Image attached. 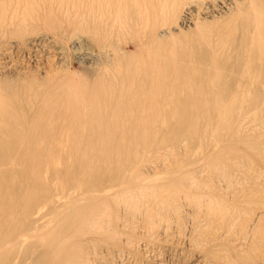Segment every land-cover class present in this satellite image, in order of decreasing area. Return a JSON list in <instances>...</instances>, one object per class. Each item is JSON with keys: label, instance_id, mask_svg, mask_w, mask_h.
Here are the masks:
<instances>
[{"label": "rangeland", "instance_id": "1", "mask_svg": "<svg viewBox=\"0 0 264 264\" xmlns=\"http://www.w3.org/2000/svg\"><path fill=\"white\" fill-rule=\"evenodd\" d=\"M200 2L201 0H197V2ZM203 1V0H202ZM202 1L199 3L198 2V4H195V2H196V0H195V2H194V5L195 6H192V7H190L191 9V11H193L192 12V15H193V17L194 18H196V17H198L197 18V20H199L200 19V21L202 22L203 20H205L204 19V17L205 16H207V17H205L206 18V20H207V18H208V21L209 22H212L211 21V18L212 19H215V17H217V16H219V14L221 15L220 17H218V18H216L217 19V22H214V21H216V19L213 21L214 23H209L210 25H209V27H214L215 25H219L220 27H222L221 25H224V27H222V28H225V30H230V31H232L233 32V35H232V38L235 40V41H233V39H232V41L225 47V45L223 46V50L221 49V51H223V54H222V52H218L217 50H218V48H221L220 47V45L218 46V48H217V46H215V42H214V40H215V38H214V36L212 35V34H210V36L209 35H206V34H203L204 35V37H202L203 35H201L200 33H199V35L197 34V35H195L196 33V31H197V29L194 27V29H192L193 28V22L192 23H187V25H184V26H181L179 29H175V30H173L174 32H175V34H173V33H171L172 32V30H170L168 33H165V37H164V39L162 40V43H160L161 45L159 46V47H152V46H150V47H152V48H154V49H157L156 51H157V53H158V51H159V54L162 56V54H164L163 55V57H160V55H157L156 54V52L155 53H153V51H154V49H151L148 45H145V41H146V39H147V37H145L146 35H143L145 32H143L144 30H143V28H142V26H137V25H135V27H134V25H132L131 24V21H130V24H128L127 23V21L128 20H130V18L128 19V18H124V16L125 17H128L127 15H124L122 18H124V20H126L125 22H123V19L121 18V23L124 25V23L128 26H126V25H121L122 27H119V28H117V29H119L118 30V33L120 34L121 32H123V31H126V30H124L123 28H125V26L127 27V28H125V29H127V32H128V34L127 33H122V36H124V35H126L125 37H123L122 38V36H120V35H118V40L116 41V38H115V40H114V42H116V43H114L113 42V44H115V46L114 47H116L117 49V58H118V60L120 61L121 59H122V62L120 63L119 61H116L115 60V62H114V60H113V63L111 62H109L108 61V55H110V57L111 58H113V56H111L112 55V53L113 52H115V51H111V52H108V51H110V49L112 48L111 46H108V47H110L109 48V50H107L106 51V49H108V47L107 46H103L102 48H103V50H102V48L101 47H99V49L97 48L96 49V47H98V43L96 42V37H94V38H92L91 39V44H90V38L89 37H92L90 34L91 33H86V32H84V33H81L82 35L84 34V35H86V36H84V38H83V36L81 35V34H79V35H77L78 37H76V39L75 40H73L74 38H75V36H73L72 38V41L70 42V41H68V39L69 40H71L70 39V36H68V35H66V33L68 34V32H66L65 31V29L64 28H67L66 30H71L70 29V27H67L66 26V24L64 23V25L66 26V27H62L60 30H63L64 32H65V34L63 33V31H60L59 30V28H58V30L60 31V33L62 32V34H58L57 32H59V31H55L54 32V27H55V29L58 27V26H56L55 25V22H57L56 24H58V16H54L55 18L57 17V19L58 20H56V21H54L53 19H51V20H49V21H47L48 23H51V22H53L54 24L52 25V24H50V26H51V28L53 29V31H52V29H51V33L53 34V32L54 33H56V35L54 34V35H52L51 33H50V30H48V28H45V30H42V31H40L41 33L44 31V32H46V34H47V32H48V35L49 36H53V37H56L57 39H58V41H60V42H62V46H61V44H59L60 45V47L61 48H63L64 50H65V48H66V52L68 53H66L63 49V51L65 52H61V53H63V54H61V56L60 55H57V58L56 59H58V60H56V59H54L55 60V63H54V65L56 64V62H57V66L60 68L59 70L60 71H62V72H60L59 74H61V73H63V71L65 72V73H63V75H61V76H65L64 74H66V73H69V70H70V73L69 74H66L67 76H66V78H68L69 77V79L71 78V81H72V83H76V81H74V80H78L79 79V81L81 82V84H83V82H84V84H86V83H92V81H94V80H96L97 79V82H99V84L98 83H96L97 85H96V87H95V89L98 91L101 87V89L103 90L104 89V86H106L107 85V89H105L104 90V92H103V94H101V95H98L97 97H94V98H96V103L94 102V101H90V104H88V105H86V103L84 102V101H77V103H79V107H78V109H77V111H76V109L74 110V112L76 111V115L75 114H73V115H75L74 116V118L72 119V117H73V115L71 116V120H75V122H73V121H71V120H68V118L69 117H66V116H63V115H60V117L59 116H57V118H55L54 119V123H55V127L57 126V128H55L56 130L55 131H53V133L50 135L51 137H50V139L49 140H52V141H59L60 139V141H61V143H62V145H61V147L62 148H60L59 147V150H63V147H64V149H65V147L66 148H68V149H70L72 146H74V148L72 147L70 150H68V151H66L67 152V154L65 153V151L64 152H60L59 150L57 151V152H55L54 151V153H52V154H50V155H48L47 156V152L45 151V149H42V148H45V146L44 145H36L35 146V148L34 149H32V156H33V158H32V156H30L29 154H27L25 151H21L20 153H17L16 155H15V152L14 151H12L11 152V154H13L16 158V160H18V161H16V162H14V163H11L10 165H11V167L9 166V164H8V166H4L5 167V169L7 168V167H9L8 169V172H7V170H3V172H2V174L4 173V175H5V179H4V176H3V179H2V181H3V184H2V181H1V183H0V187H2V189H4V188H7V189H5V191H7V192H10L12 189L11 188H9V187H11L12 186V188L14 187V178L13 177H15L14 175H16V177H15V180H16V178L18 179V178H20V176H21V174L22 173H25V172H27V171H29V172H37V171H42V170H44L45 169V166H46V169L48 168V170L50 171V174L48 175V178L46 177L45 178V181H47V179H48V181H49V184L48 185H51V181H54V183H63L62 185H64V190H66V189H68V185H70L71 184V182H70V177L71 178H73L74 176H75V178H79L80 176H83L82 174H84L85 176H84V178H88V179H91V180H95L96 179V177H91V175H90V173H91V171H92V168H94V167H99V168H101V171L104 173V174H106L107 172L106 171H108L109 172V174H111V170H113V172L114 173H116L115 172V169H114V167L112 166V165H106L105 166V164H103L102 163V161H100L99 159H98V155L101 153V147L102 146H104L105 144H106V140H105V138L102 136V134L101 133H99V132H95L94 134H92V138H93V136H94V139H95V137H98V135L100 136V137H103V141L98 137V139L96 138L95 139V141H91L92 143V145H93V147H89V148H91L92 149V151H90L89 149V151L90 152H92L91 154H89V152H88V150L86 149V150H84L82 147H80V146H82L81 145V143H79V142H77V143H74V145H71V147L69 146H66V144L65 143H67L68 141L67 140H69V136H71V135H73L72 133H74V131L75 132H77V131H79L80 129H81V127L82 126H84L85 124H87L86 123V121H89L88 120V117H90L89 116V114L88 113H90V111L91 110H93V109H96V108H98V107H100V106H98V105H100V104H102L103 102H104V104H102L101 105V107H100V109L101 110H103L104 108H105V110H107L108 109V111H110L111 109H115L114 107L116 106V104L119 102V101H121V99L122 98H120V96H122L123 97V95L124 94H128V92H132L131 94V96H133V97H137L138 95H133V92H135V87H134V85H136V84H134L133 85V89H132V86H131V89H130V86H128L127 85V83H124V82H122V84L121 85H118V84H120V79L117 77L118 75H117V72L119 73V71H120V73L123 71V72H125V74L127 73V71H128V73H129V70L127 69V68H129V67H127V66H124V65H126V63H127V61L128 60H130V59H133V58H131L130 56H132L133 55V57L136 55L137 57H139V58H137V61L140 59V61L142 62V64H141V62L140 61H138V63L136 62V60H135V58H134V61L136 62V64H134L135 62L134 61H132L133 63H132V67H134L133 65H136V69L137 68H139L140 69V71H141V73H139V77H140V74H142L143 72V69L145 68V72H147V76H148V80H147V82H146V88L145 87H143V85H141V87H143L144 88V93H143V95L141 94L140 96H138L137 97V99H139V97H147L146 95H148L147 93H149V91L152 89V87H156V84L157 83H161V82H163L162 80H164V86H162V88L164 87V88H166L165 90L163 89L161 92L163 93L164 92V94L161 96L160 95V100H162V101H166V103L168 102V101H176V100H178L179 99V101H185V103L184 102H181L182 104H186L187 106H189L190 107V103L188 102V101H190L191 102V105L192 104H196V106L194 107V108H192L193 106H191V108H189V110H188V112H187V119H186V121H188V118H189V120H193L194 121V123H196V124H192V121H191V123H190V121H188V123L187 122H185V124H187L188 125V129L190 130V129H193V133L195 134L194 136H192V137H190V135H193V133L191 132H189V130H187V131H185V130H183L182 132L184 133V131L186 132V135H188V138H185V137H187L186 135H181V134H179L180 136H179V139L177 138V140H176V142H171V141H167L166 140V142L165 141H161V142H158V140H155L156 139V137H155V135L158 133H160V132H162V131H155V133H154V137L152 136L153 134L151 133V136H150V134L147 136V140H145L144 142H143V144L141 143V142H139V141H137L136 142V140H135V138H134V140L135 141H133L134 143L131 145V147H130V150H128L127 152H129V151H131V153L130 154H132L131 156H130V154H128V155H125V153H124V151H123V149H122V151H123V153H121L120 152V154L119 155H116L115 156V154H117V152L116 153H114V155H113V157L116 159V158H120V157H123L124 156V160H125V158H129V159H131V160H128V162L126 161V165L125 164H123V166H124V168L126 167V170L128 171V174H132V176H133V174H134V177H132L131 175H128V174H126V172H123L124 174H121L120 176L118 175L117 176V173H116V176L118 177V178H120V180H115L114 179V177L116 178V176H115V174L113 173L112 174V176L110 175V176H105V179H106V177H107V179L109 178V177H113L112 178V180H111V178L110 179H108L107 181H105L104 183L105 184H107L106 186H103V187H105L104 188V190L105 191H112V192H119V193H121V194H123V196L124 195H126L127 193H126V188H127V190L129 191V192H131V194H129V197H127V196H125L124 198H130V196H132L130 199H129V201L127 202V201H121L122 203H119V200H111V199H113V198H111V199H109V202H108V200H106L105 202H104V204H106V202H107V204L104 206V209H103V212H97L98 214H95L96 216L98 215V216H101L102 215V217L100 218L99 217V219H97V217H95V216H93V222H95V223H98L100 226H101V228L102 229H97V227H100L99 225H97V224H94L93 223V231H90L89 233H88V230H86V231H84L83 232V236H84V238L86 239V241H84V239H83V236H82V239H79V238H81V237H79V236H77L76 238H75V240H77V242L79 243V245H77L76 247H73L74 249H76V251H77V249H79V247L81 248L82 247V249H83V252H82V254L84 255L83 256V258L85 257V255L86 256H88V258L86 259V260H89V262H88V264L89 263H91V264H212L214 261H215V264H221V262H220V258L219 257H221V256H225V262L226 261H230V258H231V256H233V251H230V250H235V249H237V251L240 249V247H241V249H245V250H247V253H246V251H244L245 252V254H244V252H243V250L241 251V249L239 250V252H243V254L245 255V257H246V259L244 260V264H251V262H252V264L254 263V264H264V237H263V239L261 238L262 237V235L264 234L263 232H264V229L263 230H261V228H264V226L262 227L261 226V222L262 221H264L263 220V216H264V211L262 212V210L264 209V206L263 205H259V207H258V205H257V207L259 208L258 210H257V213H259L260 211V214H263V216H261V221H259V224H260V228H259V230H260V233H263V234H261V236H259L260 238H261V241H262V245L261 244H258L260 247V249L261 250H256V251H258V252H256V251H254V254H253V251H251V248L250 247H252V246H250L249 247V244H251V245H253L254 243H252L251 241L254 239V242H257V239H260L259 237L256 239V238H254V237H257V235H258V233H257V231H258V227H259V224L257 223H254L253 221H250L249 223L247 222V220L245 221V227L243 228V225H241L242 223H241V221H240V219L242 218H240V216H241V214H239V213H242L243 215H244V213H245V211H241V212H238L239 210L238 209H240V210H244L242 207L245 205V208H248V209H245V210H249V208H250V210L252 209V213L253 212H255L256 210H254L253 208H255V209H257V207H255V205L254 204H252V205H254V207L252 206V208H251V204H249V203H247L246 204V202H245V204L240 200V197L241 196H243V197H241V198H243V200L245 199L244 198V196L246 197V195H247V193H252V192H250V190H252L251 189V187H249V186H256V188H255V186H254V188L255 189H257V187H259L257 190H254V188H253V190L255 191V192H253V193H256V192H258V193H256V195L257 194H259V192H260V195H259V198H260V196H261V198H264V196L262 197V194L264 195V188H261L260 186H262V187H264V47H262L261 45H263L261 42H259V41H257L258 43H260V45H256V44H258V43H256L255 44V40H259V38H257V36H259L260 34H261V32L264 30V24H263V29H261L260 27H259V25L261 24L262 25V21L261 22H258V21H260L261 19V17L262 18H264V14H263V12H264V7H262V8H260L261 6L259 5V7L258 8H260V9H263V12H262V16H261V12H260V16L261 17H259V15H258V12H259V9H258V12H257V9H255V10H252L253 8H255V7H257L258 6V4L259 3H262L261 5H263L264 6V0H258V2L257 3H252L251 4V6L253 7V5H254V7L253 8H251V7H249L250 5H249V3H248V0L245 2V4L243 5V8L244 9H242L241 11H243L242 12V16L240 15H234V18L232 17L233 15H231V13L230 12H232L231 10H229L230 12H227V10L226 9H223V11H225L226 10V13L228 14H230L229 16H228V18L227 19H224L225 17H227V16H225V15H227V14H223V13H225V12H223V11H220V10H218V11H216V12H214V13H212V15L213 16H211V14L210 15H205L204 16V11H205V7H204V4L205 5H207L208 3L209 4H212V5H214L213 3H215L216 1L214 0H205V1H203V4H201L202 3ZM213 1V2H212ZM260 1V2H259ZM196 2V3H197ZM254 2H256L255 0H254ZM201 4V5H200ZM257 4V5H256ZM256 5V6H255ZM215 6H216V3H215ZM248 6V7H247ZM247 8H251L250 10H252L250 13H247V12H249L250 10H248ZM245 9H247L246 10V14L244 15V12H245ZM53 10V9H52ZM202 12V10H204L202 13L200 12V11ZM219 11H220V13H219ZM255 11H256V13H255ZM53 12V11H52ZM222 12V13H221ZM254 12V13H253ZM54 13H55V10H54ZM217 13V14H216ZM241 13V12H240ZM38 14H40V12L38 13ZM254 14H255V16L257 17V18H259L260 20H258L256 17L254 18V20L252 19L253 17H254ZM195 15H197L196 17H195ZM215 15V16H214ZM224 15V16H223ZM251 16H253L252 18H251ZM214 17V18H213ZM224 19H222V18ZM230 17L232 18V19H230ZM250 17V18H249ZM202 19V20H201ZM245 19V20H244ZM251 19H252V21H251ZM257 19V20H256ZM60 20H61V18H60ZM219 20L220 21H224L222 24H220L221 22H219ZM228 20V21H227ZM233 20H235V21H233ZM250 20V21H249ZM34 22H35V20H33ZM32 21V22H33ZM199 21V22H200ZM62 22V23H61ZM61 22L59 21V25L61 24V26L63 25V20H61ZM219 22V23H218ZM250 22H252V23H250ZM216 23V24H215ZM256 23H257V26L259 27H257L256 26ZM258 23H259V25H258ZM189 24V25H188ZM206 25H207V21H206V23H205ZM204 24V25H205ZM252 24V25H251ZM255 24V25H254ZM34 25H37L36 24V22H35V24ZM205 25V27H207ZM257 28H255L256 30H258V33H257V31H256V33L254 32L255 31V29H254V26ZM40 26H41V23H40ZM129 26H131V27H129ZM137 26V27H136ZM243 26V27H242ZM8 27V26H7ZM10 28H8L9 30L11 29V26H9ZM31 27H32V25H31ZM44 27V26H43ZM46 27H49V24H48V26L46 25ZM141 28L140 30H138V28ZM235 27V28H234ZM249 27V28H248ZM253 27V29H251ZM135 28H137V29H135ZM182 28V29H181ZM7 29V28H6ZM7 29V30H8ZM31 29V28H30ZM50 29V28H49ZM122 29V30H121ZM129 29V30H128ZM236 29V30H235ZM249 29V30H248ZM260 29L262 30V31H260ZM48 30V31H47ZM130 30L131 31H133V34H129L130 33ZM178 30V31H177ZM192 30V31H191ZM248 30V31H250L249 33L250 34H253V37H252V39L253 40H249V38H251V35H250V37H249V35L247 34L248 33V31H247V37H249V38H247L246 37V34L244 33V32H246V31ZM137 31H139L140 33H141V31L143 32V34L142 35H140V33L139 32H137ZM157 33H159V31H156ZM178 32V33H177ZM181 32V33H180ZM199 32V31H198ZM197 32V33H198ZM6 33V35L8 34L7 32H5ZM5 33L4 34H0V39H2L3 38V35H5ZM35 33V32H34ZM161 33V32H160ZM184 33V34H183ZM193 33V34H192ZM258 34L257 36H256V39H255V37H254V35L255 34ZM33 34V33H32ZM174 35V36H171L170 38H169V36L168 35ZM192 34V35H191ZM208 34V33H207ZM243 34V35H242ZM5 35V36H6ZM59 35V36H58ZM65 35L66 36V38H64L63 36ZM87 35H90L89 37H87ZM92 35H94V34H92ZM130 35V36H129ZM166 35H167V38H166ZM176 35V36H175ZM201 35V36H200ZM206 35V36H205ZM245 35V36H244ZM7 36H8V38H7ZM6 36V38L4 37L3 38V40H2V42L0 41V43H1V47H0V49L2 50V51H0V59L1 58H3V57H6L7 55V53H8V51H7V53H5L4 52V50L3 49H5L6 50V48H9L10 46L12 47V48H9V49H11V50H13L12 51V53L14 52V51H17L18 49L16 48V47H18L17 45H19L20 43H22V40L21 39H23L24 37H22V36H24V35H21V36H15V35H13L14 37H12L10 34H8ZM11 36V37H10ZM62 36V37H61ZM69 38H68V37ZM95 36V35H94ZM119 36L122 38H119ZM136 38H134V37ZM143 36V37H145V38H142V41H140V42H142V43H140L139 42V40L141 39V37ZM208 36V37H207ZM243 36H244V39H243ZM10 37V38H9ZM17 37V39L18 38H20L19 40V42H18V40L17 39H14V38H16ZM86 37V38H85ZM131 37V38H130ZM140 37V38H139ZM205 37H207V38H209L210 39V37H211V40H213V42L214 43H212V41L210 40V42L213 44V46H215V48L212 46V44L208 41V39L207 38H205ZM242 37V38H241ZM62 38H64V39H66L67 41H65L64 42V39H62ZM79 38H80V41L78 42V40H79ZM247 38V39H246ZM82 39V40H81ZM84 39V40H83ZM94 39V40H93ZM121 39V40H120ZM133 39V40H132ZM160 39V38H159ZM180 39V40H179ZM210 43H207L206 44V40ZM244 41V43L243 42H241L242 40ZM63 40V41H62ZM95 41L96 43H97V46H96V44L94 45V47H95V49H93V48H91L92 47V45H93V41ZM171 42H170V41ZM204 40V41H203ZM240 40V41H239ZM77 41V42H76ZM167 41V42H166ZM15 42V43H14ZM59 42V43H60ZM88 42V43H87ZM94 42V43H95ZM139 42V43H138ZM169 42V43H168ZM64 43H65V45H64ZM80 43V44H79ZM138 43V44H137ZM144 43V44H143ZM225 43V42H224ZM242 43H243V46H242ZM250 43H254L253 45H256V47L254 46L253 47V45L252 44H250ZM211 46V48H210V46ZM8 45H9V47H8ZM21 45V44H20ZM19 45V46H20ZM67 45V46H66ZM138 45V46H137ZM174 45V46H173ZM181 45V46H180ZM75 48H74V47ZM146 48H145V47ZM246 46V47H245ZM251 47V48H249V47ZM264 46V45H263ZM68 47V48H67ZM104 47H107V48H104ZM112 48L113 50H115V48ZM138 47H140V48H138ZM207 47H209L208 49H209V51H211L212 50V48L213 49H215V51H214V53H216V51L219 53H216V56H212V54H213V52L211 53L210 52V54H209V51H208V49H207ZM100 48H101V50H100ZM153 50L152 51V53H153V56H151L152 55V53H151V50ZM165 48V49H164ZM191 48H195L196 50H197V52L195 51V53L194 54H192V59L193 60H195V57L197 58V59H199L201 62V64L199 63L198 65L197 64H195L196 65V70H195V68H192V70L190 69L191 67H193L192 65L194 64V63H192L191 62V64L192 65H188V67H187V64H188V61H186V64L185 63H183V62H185L184 60H183V62L181 61L182 59L181 58H185L186 59V56H185V53L187 52V51H189ZM229 48V49H228ZM243 50H242V49ZM74 49V50H73ZM82 49V50H81ZM92 49V50H91ZM105 49V50H104ZM111 49V50H112ZM139 49H141V50H139ZM158 49H160V50H158ZM163 49V50H162ZM211 49V50H210ZM231 49V50H230ZM247 49H248V51H247ZM91 50V51H90ZM96 50H98V52H96ZM100 50V51H99ZM165 51L164 53H162V51ZM220 50V49H219ZM228 50V51H227ZM246 50V51H245ZM10 51V50H9ZM94 51V53L93 54H91L92 52ZM103 51H104V53L105 54H108V53H111V54H108L107 56L106 55H104V53H103ZM161 51V52H160ZM4 52V53H3ZM11 52V51H10ZM100 52V53H99ZM106 52H108V53H106ZM150 52V53H149ZM174 52V53H173ZM181 52V53H180ZM1 53H3V56H2V54ZM84 53V54H83ZM101 53H102V55H104V56H101ZM220 53L222 54V55H220ZM226 53H228V54H226ZM16 53H13L11 56L13 57H10L9 59H7V58H4V59H1L0 60V82H4V80L6 81V79L7 80H15V78L17 77L18 78V76L20 75V74H22L23 72L24 73H28V71H29V74H22V75H30V72H31V74L34 72V74L35 75H39V73H41V71H44V67H45V65H42V64H45V63H43V61L42 60H40V61H35V60H33V61H30V59L28 58V56L24 53V55H19V54H16ZM98 54H99V56H98ZM167 54V55H166ZM19 55V56H18ZM67 57H66V56ZM73 55V56H72ZM157 57H159L160 59H161V61H159L160 59L159 58H157L158 59V61L160 62V63H158V61H157V59L154 61V59L156 58V56ZM229 55H230V57H229ZM2 56V57H1ZM17 58H16V57ZM47 56V55H46ZM70 56V58H68ZM151 56V57H150ZM155 56V57H154ZM166 56V57H165ZM181 56H183V57H181ZM208 56V57H207ZM225 56H227V57H229L230 58V62H229V65L227 66V68H225ZM59 57V58H58ZM61 57H62V59H61ZM109 57V58H110ZM115 57H116V55H115ZM114 57V58H115ZM119 57H120V59H119ZM126 57V58H125ZM130 57V58H129ZM168 57V58H167ZM13 60H12V59ZM24 58H26V59H24ZM73 58V59H72ZM125 58V60L126 59H128V60H123ZM152 58H153V60H152ZM164 58V59H163ZM175 58H177V59H175ZM7 59V60H6ZM61 59V60H60ZM104 59V60H103ZM116 59V58H115ZM142 59V60H141ZM147 59V60H146ZM187 59H188V57H187ZM3 60L5 61V63L3 62ZM17 60V61H16ZM150 62H149V61ZM152 60V61H151ZM164 60V64L162 63V61ZM189 60V59H188ZM10 61V62H9ZM14 61H15V63H14ZM124 61H125V64H122V63H124ZM131 61H129L130 63H131ZM145 61V62H144ZM147 61V62H146ZM165 61H167L166 62V64H165ZM172 61V62H171ZM224 61V62H223ZM37 62H38V64H37ZM68 62V63H67ZM102 64H104V62H105V64H106V62H107V65H106V68H105V65L103 66V68H105L104 69V72H105V70L107 71V70H109V71H111V69L112 70H114V71H112V73L114 72H116L114 75H113V77H112V75L111 74H109L108 72L109 71H107V73H108V77L106 76V72L104 73V74H102V76L104 77V79H103V77L101 78L100 77V75H101V72H102V70H100L98 73L97 72H95V68L97 67V65H98V67H101L100 65H101V63ZM109 62V63H108ZM129 62H128V64H129ZM170 63V65H169V63ZM174 62H176L177 64H178V67H179V69H177V68H175V66L177 67V65H174L175 63ZM1 63H3V64H1ZM7 63V64H6ZM10 63L12 64V65H10ZM41 63V64H40ZM69 63H71V64H69ZM93 63V64H92ZM100 65H99V64ZM118 63V64H117ZM151 63V64H150ZM158 63V64H157ZM163 64V65H165V67H166V71H165V67L163 66V65H161V66H163L162 68L160 67V64ZM171 63H173L172 65H174V66H171ZM189 63H190V61H189ZM206 64V65H203V64ZM217 63V64H216ZM239 63V64H238ZM247 63V64H246ZM16 64V65H15ZM59 64V65H58ZM88 64H89V67H88ZM111 64V65H110ZM140 64V65H139ZM144 64V65H143ZM146 64V65H145ZM153 64H154V66H153ZM182 65V68H180L181 67V65ZM248 64H250L249 66H248ZM3 65V66H2ZM8 65V66H7ZM14 65V66H13ZM31 65V66H30ZM71 65V66H70ZM86 65V66H85ZM92 65V66H91ZM112 65H114V66H112ZM131 65V64H130ZM130 65H128V66H130ZM137 65H139V67H137ZM144 66V68L142 67V66ZM148 65V66H147ZM159 65V66H158ZM169 66V67H167V66ZM9 66H11L10 68L11 69H8L9 68ZM17 66V67H16ZM113 68H112V67ZM143 68H141V67ZM240 66V67H239ZM243 68H245V69H243ZM2 67V68H1ZM5 67H7V68H5ZM43 67V68H42ZM64 67V68H63ZM66 67V68H65ZM67 67L69 68V69H67ZM111 67V68H110ZM131 66H130V68H132ZM147 67H149V68H147ZM158 67H160L159 69H158ZM188 68V69H186V68ZM190 67V68H189ZM13 68H15V69H13ZM42 70H41V69ZM86 68V69H85ZM94 70H93V69ZM119 68H121L120 70H118ZM126 68V70L127 71H125L124 69ZM185 70H184V69ZM19 69V70H18ZM28 69V70H27ZM39 69V70H38ZM62 69V70H61ZM73 69V70H72ZM142 69V70H141ZM164 70L163 72H166V74L165 73H163L162 71H159V74L161 73V74H163V75H159V76H157L156 74L158 73V70ZM228 69V70H227ZM34 70V71H33ZM36 70V71H35ZM40 71V72H38V71ZM66 70H68V72L66 71ZM133 70H135V69H132L131 70V72L130 73H132L133 72ZM157 70V71H156ZM179 70H181L180 72H179ZM216 70H218V72L220 71V73H218ZM18 71V72H17ZM26 71V72H25ZM76 72V75H75V72ZM92 71V72H91ZM169 71V72H168ZM173 71V72H172ZM16 72V73H15ZM122 72V74L121 75H123L124 73ZM152 74H151V73ZM192 72V73H191ZM13 73V74H12ZM37 73V74H36ZM43 73V72H42ZM41 73V74H42ZM80 73V74H79ZM96 73V74H95ZM119 73V74H120ZM215 73H218L219 75H221V76H219V79L218 78H216L217 80H218V83L216 82V79H214V75H215ZM18 76H17V75ZM82 74V75H81ZM87 74V75H86ZM151 74V75H150ZM165 74V75H164ZM213 74V75H212ZM3 75H6V76H3ZM22 75H20V76H22ZM99 75V76H98ZM121 75H119V77L121 76ZM157 77H156V76ZM197 75V76H196ZM19 76V77H20ZM71 76V77H70ZM73 76H74V78H73ZM94 76V77H93ZM111 76V77H110ZM165 76V77H164ZM212 76V77H211ZM8 77V78H7ZM15 77V78H14ZM77 77V78H76ZM79 77V78H78ZM88 77V78H87ZM92 77V78H91ZM98 77V78H97ZM107 77V78H106ZM116 77V78H115ZM165 79H164V78ZM180 77V78H179ZM221 77V78H220ZM4 78H6V79H4ZM72 78L74 79V80H72ZM99 78H101L102 79V81H101V79L99 80ZM111 78V79H110ZM113 78H115V80H113ZM161 78H163L162 80H161ZM200 78V79H199ZM86 79H87V81H86ZM199 79V80H198ZM208 79V80H207ZM2 80V81H1ZM160 80V81H159ZM175 80H177V81H175ZM79 81H77V83L76 84H79V85H81L80 84V82ZM83 81V82H82ZM107 82V84H106V82ZM111 83H110V82ZM113 81V82H112ZM169 81V82H168ZM172 81V82H171ZM174 81H175V83H174ZM189 81V82H188ZM79 82V83H78ZM96 82V81H95ZM102 82V83H101ZM177 82H179L178 84H177ZM103 83H105V84H103ZM110 83V84H109ZM160 83L159 84H157V85H160ZM167 83V84H166ZM187 83V84H186ZM124 84V86L121 88L120 86H122ZM162 84V83H161ZM104 85V86H103ZM114 85V86H113ZM151 85H152V87H151ZM163 85V84H162ZM172 85H174V86H172ZM99 86V87H98ZM109 86H112L113 87V89H112V87H110V88H108ZM136 86H138V85H136ZM190 86V87H189ZM127 87L129 88V91L127 92ZM178 87V88H177ZM118 88V89H117ZM119 88H120V90H119ZM137 88V87H136ZM150 90H149V89ZM188 88V89H187ZM189 88H191V91H190V89ZM101 89H100V92H102L101 91ZM110 89H112V91L110 90ZM121 89L123 90V89H125V91L127 92H125L124 90L121 92ZM135 89V90H134ZM142 89V88H141ZM146 89V90H145ZM108 90V91H107ZM132 90V91H131ZM179 90V91H178ZM198 90V91H197ZM105 91L107 92V93H109V91H110V94H109V96L107 97H105ZM195 91V92H194ZM119 92V93H118ZM121 92V93H120ZM202 92V93H201ZM113 93V94H112ZM123 93V94H122ZM191 93H193L192 95H191ZM120 94V95H119ZM112 96V97H111ZM176 96H177V98H176ZM102 97L104 98V99H102ZM141 97V98H142ZM149 97V96H148ZM252 97H253V99H252ZM119 98H120V100H119ZM163 98V99H162ZM99 99V100H98ZM111 99H113L112 101H111ZM151 98L149 97V100H150ZM153 100V99H152ZM151 100V101H152ZM100 103H99V102ZM109 101V102H108ZM194 101V102H193ZM197 101V102H196ZM200 101V102H199ZM202 101V102H201ZM207 101H214L216 104H214V102L213 103H209V102H207ZM218 101H225V105H223V109H221V110H224L225 109V129L224 128H222V126L220 125V124H218V121H217V119H213V117H212V115L210 114V111L212 110L211 108H214V106L215 105H217V106H219V109H218V107L217 106H215V108L216 109H218V110H220V104H221V102H218ZM229 101V102H228ZM252 101V102H251ZM1 102V101H0ZM3 102H5V103H7V104H9V105H12L13 104V102L12 101H10L11 103H9V101L8 102H6V101H2V103ZM30 102V101H29ZM33 101H31L30 102V104L32 105L33 104V107H32V109H31V107H30V104H27V106H26V104L24 105V109H25V111H27V109L30 107V109H28V113H29V115H32L31 114V112L32 113H34V111H37V109L40 107H43V105H44V101H39L40 103H41V105H40V103H39V106H38V104H37V102H33ZM49 104H53L54 103V105H56L59 101H57V103H56V101H47ZM52 102V103H51ZM60 102H64V104H62V106H61V104L60 105H56V108H54L55 106L54 105H52L51 106V108H52V110L54 109L55 110V112H56V110H62V111H64V108H65V106H66V102L65 101H60ZM68 102V101H67ZM89 102V101H88ZM170 102V103H171ZM187 102V103H186ZM204 102H206L205 103V106L203 105L204 104ZM35 103V104H34ZM56 103V104H55ZM85 103V104H84ZM98 106H96L95 104ZM99 103V104H98ZM166 103L165 104H163V105H161V107H163L164 105H166ZM168 104L167 103V105H166V107L164 106V108L165 109H167V106L169 107L168 109L169 110H171L172 109V105H173V102L171 103V104ZM189 103V104H188ZM232 103V104H231ZM36 104H37V106H36ZM113 104H114V106H113ZM64 105V106H63ZM81 105H83V106H81ZM85 105V106H84ZM90 105H92V106H90ZM200 105H202V107L200 106ZM214 105V106H213ZM59 107V109H58V107ZM90 106V107H89ZM109 106V107H108ZM213 106V107H212ZM225 106V107H224ZM232 108H231V107ZM84 107H86V110H87V112L86 111H84L85 110V108ZM91 107H92V109H91ZM96 107V108H95ZM184 107H186L185 105H184ZM229 107V108H228ZM236 107V108H235ZM49 108H50V105H49ZM50 108V109H51ZM60 108H62V109H60ZM90 108V109H89ZM187 108V107H186ZM230 108H231V110H230ZM239 108V109H238ZM165 109L163 110V108H162V110H161V113L162 114H164V118L165 119H162V121L161 122H159L157 125H162V122L165 120V121H167V120H169V118L167 119L166 117H165V113L164 112H167V111H165ZM192 109V110H191ZM204 109H205V111H204ZM31 110V111H30ZM51 110V111H52ZM169 110H168V112H169ZM220 110V111H221ZM30 111V112H29ZM83 111H84V113H83ZM163 111V112H162ZM44 113H42L43 114V116H45L44 114H46V113H48V112H45V111H43ZM55 112H52V113H55ZM80 112V113H79ZM167 112V113H168ZM204 112V113H203ZM235 112V113H234ZM36 113V112H35ZM50 113V112H49ZM49 113L46 115V117H50L51 116V113H50V115H49ZM231 113V114H230ZM80 115L79 117H81L80 119H82V121L84 122V123H82V125H81V123H79V117H78V115ZM49 115V116H48ZM210 117H209V116ZM87 116V117H86ZM193 116L196 118V119H193ZM201 116V117H200ZM227 116H229V119L227 118ZM232 116V117H231ZM67 119H66V118ZM78 117V118H77ZM84 117H86L85 119H84ZM192 117V118H191ZM208 117V118H207ZM65 118V119H64ZM211 118L213 119V120H211ZM174 120H175V118H173ZM233 119V120H232ZM57 120V121H56ZM60 120V121H59ZM69 121V122H67V121ZM85 120V121H84ZM59 121V122H58ZM164 121V122H165ZM171 121H173V120H170V122ZM177 121V120H176ZM176 121H173V125L171 124V123H169V125H168V128L169 129H171V126H178L179 125V122H178V125H176L177 123H176ZM228 121V122H227ZM67 122V123H66ZM73 122V123H72ZM168 122V121H167ZM163 123V127L164 126H166V124H168V123ZM58 123V124H57ZM73 124V126H77V128H75V127H70L71 125L70 124ZM189 123L191 124L190 126H189ZM57 124V125H56ZM74 124H77V125H74ZM84 124V125H83ZM231 125V126H230ZM60 128H59V127ZM66 126V127H65ZM68 126H69V128H68ZM81 126V127H80ZM159 126H158V128H159ZM195 126V127H194ZM201 126V127H200ZM235 126V127H234ZM63 127V128H62ZM78 127H80V128H78ZM160 127H162V126H160ZM167 127V126H166ZM185 127V126H184ZM234 127V128H233ZM72 128H73V132H72ZM75 128V129H74ZM205 128V129H204ZM222 128V129H221ZM231 128V129H230ZM237 128V129H236ZM63 129H65V131L62 130ZM70 129V130H69ZM160 129H162V128H160ZM165 128H163L162 130H164ZM169 129H165V132H168V130ZM234 129V130H233ZM62 131L61 133H59L58 131ZM224 130V131H223ZM239 130V131H238ZM68 131V132H67ZM121 131V130H120ZM204 131L206 132V134L204 133ZM238 131V132H237ZM244 131V132H243ZM63 132H64V134H63ZM119 132V131H118ZM122 132V131H121ZM181 132V133H182ZM199 132V133H198ZM56 135H55V134ZM59 133V134H58ZM66 133H67V135H66ZM78 133H80L81 134V131H79ZM63 134V135H62ZM69 134V135H68ZM71 134V135H70ZM79 134V135H80ZM97 134V135H96ZM205 134V135H204ZM227 134V135H226ZM58 135V136H57ZM59 135H61V136H59ZM65 135V136H64ZM78 134H76V137L78 138L79 137V135L77 136ZM127 135V134H126ZM126 135H124L123 136V138L122 139H124L123 141H125V139L127 138H129L128 137V135L126 136ZM130 136V135H129ZM157 136V135H156ZM198 136H200V137H198ZM202 136V137H201ZM207 136V137H206ZM60 137V138H59ZM66 137H69V138H67V140L65 139ZM75 136L73 135L72 136V139L74 140L75 138H74ZM80 137H81V135H80ZM151 137H153L154 138V142H156L157 141V143H159L158 145H157V143H154L153 142V138H151ZM205 137V138H204ZM238 137V138H237ZM59 138V139H58ZM131 139L133 138V137H130ZM182 138V139H181ZM190 138L192 139V140H190ZM71 138H70V140H72ZM118 139V138H117ZM200 139V140H199ZM243 139V140H242ZM48 140V141H49ZM72 140V141H73ZM119 140V139H118ZM150 142H149V141ZM196 140V141H195ZM45 141V140H44ZM117 141V140H116ZM115 141V142H116ZM128 141V140H127ZM146 141H148V142H146ZM118 142V141H117ZM165 142V143H164ZM168 142V143H167ZM171 144H170V143ZM140 143V144H139ZM179 143V144H178ZM199 143V144H198ZM65 144V145H64ZM138 144V145H137ZM148 144H151V145H148ZM176 146H175V145ZM190 144V145H189ZM217 144V145H216ZM96 145V146H95ZM221 145H224L225 146V148L227 149H225L226 151V154H225V158L223 159V158H218V157H216L217 155V150H218V153H219V151H220V149H223L222 147H221ZM100 148H98V147ZM223 146V147H224ZM228 146V147H227ZM77 147V148H76ZM96 147V148H95ZM189 147V148H188ZM221 147V148H220ZM136 148H137V151H136ZM170 148V149H169ZM185 148H187V149H189L188 151L190 152V151H192V150H196V151H193L192 153H194L193 155L195 156L196 154L195 153H197V152H199L200 151V153H198L196 156H198V157H194L191 153H189V154H187V156L188 157H186V153H185V151H184V149ZM218 148V149H217ZM82 149V150H81ZM96 149H97V151H96ZM124 149H126L127 150V148H124ZM134 149H135V152L137 153H135V152H133L134 151ZM187 149H185V150H187ZM252 149V150H251ZM258 149V150H257ZM34 150V151H33ZM65 150H67V149H65ZM216 150V151H215ZM229 150H230V152H229ZM88 152V154H85V153H87ZM228 151V152H227ZM34 152V153H33ZM36 152V153H35ZM39 152V153H38ZM126 152V153H127ZM135 153V155L133 154V153ZM174 152V153H173ZM75 153V154H74ZM84 153V154H83ZM260 155H259V154ZM27 154V155H26ZM36 154V155H35ZM37 154H40L39 156H41V157H38V155ZM46 155V156H45ZM66 155V156H65ZM86 156L87 155V157H83V159H81L80 157H82V156ZM135 157H134V156ZM180 155V156H179ZM216 155V156H215ZM248 155V156H247ZM250 155V156H249ZM120 156V157H119ZM127 156V157H126ZM136 156H138V157H136ZM193 156V158H191V157ZM201 156L202 157H205V161H203V158H201ZM207 156V157H206ZM211 157V158H209V157ZM213 156V157H212ZM234 156V157H233ZM25 157H26V159H25ZM28 157V158H27ZM53 157V158H52ZM70 158V159H75L74 160V162H69V163H67V158ZM175 157V158H174ZM247 157H249V159L247 158ZM21 158H23V159H21ZM30 158V159H29ZM42 158V159H41ZM49 158V159H48ZM66 158V159H65ZM78 158V159H77ZM133 158H135L134 160H133ZM138 158V161L136 160ZM158 158V159H157ZM186 158H190V160L189 159H186ZM195 158V159H194ZM198 158V159H197ZM209 159V161L210 162H212V164H214V163H217V164H214L213 166H215V167H218L217 168V170H216V168L215 167H213L214 169L211 171V168H209L210 166V164L206 161V159ZM260 159V161H259V159ZM20 159H21V161L22 162H20ZM40 160L41 162L39 163V164H41L40 166H39V164H36L37 162H35V161H37V160ZM52 159V160H51ZM63 159H65L66 160V163L67 164H64L65 163V160H63ZM76 159H77V162H79L80 161V164L79 163H77L76 162ZM101 162H99L98 160ZM121 159V158H120ZM175 159V160H174ZM181 159H185V160H187V161H185L184 162V160H183V162H184V166H183V162L181 163L180 162V160ZM197 159V160H196ZM201 159H202V161H201ZM248 159V160H247ZM27 160V161H26ZM31 160H33V161H31ZM35 160V161H34ZM46 160H47V162H46ZM48 160H50V161H48ZM63 160V161H62ZM95 160H97V161H95ZM172 160V161H171ZM176 160H178L179 161V163H178V161H176ZM196 160V161H195ZM227 160V161H226ZM25 161V162H24ZM31 161V162H30ZM44 161L46 162V163H44ZM95 161V162H94ZM130 161V162H129ZM136 161H137V163H136ZM190 161V162H189ZM193 161V162H192ZM215 161V162H214ZM221 161V162H220ZM253 161V162H252ZM32 162H33V164H32ZM90 162H94L92 165H93V167L91 168L90 166H92V165H90ZM125 162V161H124ZM176 162V163H175ZM206 162V163H205ZM214 162V163H213ZM231 162H233V163H231ZM259 162V163H258ZM21 163V164H20ZM64 165H63V164ZM70 163H72V164H70ZM132 163V164H131ZM133 163H135V164H133ZM175 164V165H172V164ZM178 163V164H177ZM209 165H208V164ZM219 163V164H218ZM227 163V164H226ZM17 164V165H16ZM30 164H31V166H30ZM69 164V165H68ZM77 164H79L77 167H76V165ZM88 164L90 165L89 167H88ZM98 164H100V166L98 165ZM102 164V165H101ZM129 164H131V165H133V166H131V165H129ZM180 164V165H179ZM191 164H194V166L193 165H191ZM197 166H196V165ZM247 164V165H246ZM16 165V166H15ZM36 165H38L39 167V169H41V170H39L38 168H37V166ZM65 165H67L66 167H67V169L69 168V166H74V168L71 166V170H67L66 169V167H64ZM85 165V168H83V166ZM94 165H96V166H94ZM138 165H139V167H138ZM177 165L179 166V168H177ZM187 165V166H186ZM199 165V166H198ZM221 165H222V167H221ZM15 166V167H14ZM35 166V167H34ZM57 166V170L55 169V167ZM103 166H105V167H103ZM108 166H110V169H108ZM181 166V167H180ZM183 166V167H182ZM202 166H206V168H204V167H202ZM238 166V167H237ZM59 167H60V169H59ZM133 167V168H132ZM221 167V168H220ZM249 167V168H248ZM75 168H80L78 171H76V169ZM105 170H104V169ZM131 168V169H130ZM136 168H138V169H136ZM164 168H166V171H167V169L169 168L170 170H168L169 171V174H168V172H166V171H164L165 169ZM175 168V169H174ZM182 168H183V170H182ZM188 168V169H187ZM245 168V169H244ZM3 169V168H2ZM52 171H51V170ZM74 169V170H73ZM107 169V170H106ZM240 169V170H239ZM242 169V170H241ZM247 169H250V170H247ZM23 170V171H22ZM25 170V171H24ZM54 170V171H53ZM69 172L68 174H66V172ZM82 170H83V172H82ZM85 170V171H84ZM91 170V171H90ZM125 170V171H126ZM176 170V171H175ZM189 170H194L193 172V174L192 175H190L192 172L191 171H189ZM225 170V171H224ZM252 170V171H251ZM260 170V171H259ZM62 171H64V172H62ZM88 171V172H87ZM132 171V173H130ZM135 171H138V173H136ZM174 173H172V172ZM181 171V172H180ZM187 171H189L188 173H187ZM219 171H221L220 173H219ZM231 171V172H230ZM249 171H250V173H249ZM52 172H53V175H55L56 177H53V175H52ZM76 172H77V174H76ZM79 172V173H78ZM81 172V173H80ZM85 172H87V174H85ZM165 173V174H163V173ZM171 172V173H170ZM213 172V173H212ZM219 173V176H218V173ZM233 172V173H232ZM252 172V173H251ZM10 173H11V175H10ZM38 173V172H37ZM55 173V174H54ZM60 173V174H59ZM63 173V174H62ZM73 173H74V176H73ZM89 173V174H88ZM158 173V174H157ZM162 173V174H161ZM178 173H179V175H178ZM183 173V174H182ZM188 174L187 176H185L184 174ZM190 173V174H189ZM222 173V174H221ZM249 173V174H248ZM59 174V175H58ZM66 174V175H65ZM72 174V175H71ZM108 174V173H107ZM106 174V175H107ZM108 174V175H109ZM176 174V175H175ZM255 174V175H254ZM10 175V176H9ZM18 175V176H17ZM63 175H65V176H63ZM169 175V176H168ZM175 175V176H174ZM180 175H181V177H183V175H184V178L183 179H181L180 180ZM190 175V176H189ZM7 176V177H6ZM59 176V177H58ZM138 176V177H137ZM139 176H140V178L142 177H145L144 179H145V181H147V182H149V186H150V184L152 183V185L151 186H153V187H160V188H158V189H156L157 190V192H159V191H161L162 190V188L164 189L165 188V186H166V188H165V192L168 190V192H162L161 191V193H164V195L167 197V198H165V196L163 195V198L165 199V200H162L159 196V194H160V192L157 194L156 193V191H152V190H154L155 188H153V189H151V191H152V193L153 192H155L156 193V195H158V197L163 201V203H162V201H161V203L159 204V199L157 198V196L156 195H154V198L155 199H157V201L154 199V201H156V202H154L153 201V196L150 198V197H146L147 198V200L144 198L145 196V194H142V196L143 197H141L140 196V198H141V202H143V203H141V202H137V200H136V198L138 199V197H139V195L140 194H138V192L135 190V188H136V178L138 179L139 178ZM180 178H179V177ZM213 176H215V177H213ZM218 176V177H217ZM250 176V177H249ZM263 176V177H262ZM57 177L61 180L60 182L57 180ZM62 177H64V178H62ZM68 177H69V180H68ZM124 177H125V179H124ZM128 177V179H126ZM132 177V178H131ZM148 177V178H147ZM150 177V178H149ZM169 177V178H168ZM173 177H175L174 179H175V181H174V179H173ZM179 179L178 181L176 180L177 178ZM188 177V178H187ZM195 177V178H194ZM212 177V178H211ZM229 177H231V178H229ZM53 178H55V179H53ZM81 178V177H80ZM117 178V179H118ZM122 178V179H121ZM161 178H162V180H163V182H164V180H166L167 178V180H170L171 181V184H170V181L169 182H165V183H163L162 181H161ZM171 178V179H170ZM9 179V180H8ZM124 179V180H123ZM173 179V180H172ZM185 179H187V180H185ZM212 179H214L213 181H212ZM245 179V180H244ZM8 180V182H11V184L12 185H9L10 183H4V181H7ZM12 180V181H11ZM31 179H27L26 180V184L27 185H34L35 183H34V181H30ZM55 180H57L56 182H55ZM63 180V181H62ZM69 182H68V181ZM104 180V179H103ZM115 182H114V181ZM121 180L122 181H124L123 182V185H122V182H121ZM133 180H135V181H133ZM166 180V181H167ZM261 182H260V181ZM29 181H30V183H29ZM48 181H47V183H48ZM110 181V182H109ZM132 181V183H129V182H131ZM162 183V185H159V184H161L160 182ZM176 182L175 184H174V182ZM179 181H183L182 183H183V185H182V183L181 182H179ZM218 183H217V182ZM229 181V182H228ZM120 182V183H119ZM134 182V183H133ZM178 182H179V185L181 184V186H179V185H177L178 184ZM234 182V183H233ZM34 183V184H33ZM70 183V184H69ZM104 183H102V184H104ZM109 183H111L114 187L112 188V186H111V184H109ZM126 183V184H125ZM154 183V184H153ZM158 183V184H157ZM210 183V184H209ZM212 183H214V186H213V184ZM1 184H2V186H1ZM8 184V187H6V185ZM119 184H121V186L119 185ZM134 184H136V185H134ZM159 185V186H156V185ZM172 184H174V186H179L180 188H177V190L179 191H177L176 192V190L175 191H172V190H170L171 189V186H172ZM193 184V185H192ZM203 184V185H202ZM208 184V185H207ZM217 184V185H216ZM258 184V185H257ZM260 184H262V185H260ZM5 187H4V186ZM36 186H35V188H37V189H34V191L35 190H40V186H38L37 184H35ZM111 186V187H109V186ZM134 185V186H133ZM165 185V186H164ZM211 185V186H210ZM260 185V186H259ZM183 186V187H182ZM208 186H209V188H208ZM4 187V188H3ZM123 187V188H122ZM124 187H126V188H124ZM133 187H135V188H133ZM173 187V186H172ZM210 187H212V188H210ZM243 189H242V188ZM250 188V190H247V189H244V188ZM10 189V191H8L9 189ZM117 188V189H116ZM216 188V189H215ZM232 188V189H231ZM33 189V188H32ZM41 189H42V187H41ZM116 189V191H114ZM122 189H124V192H121V190ZM131 189V190H130ZM161 189V190H160ZM167 189V190H166ZM179 189H181V191L179 190ZM213 189V190H212ZM240 189H242V190H240ZM259 189H261V190H263V193L261 194V191L259 190ZM118 190V191H117ZM170 190V191H169ZM239 190V191H238ZM259 190V191H258ZM13 191V190H12ZM33 191V190H32ZM123 191V190H122ZM146 191V190H145ZM196 191V192H195ZM241 191V192H240ZM69 192V190H67V192L66 193H68ZM109 192V193H110ZM147 192V191H146ZM145 192V193H146ZM170 192H173V193H171L170 194ZM237 192H240V193H242V194H240V193H237ZM245 192H247V193H245ZM132 193H134V195H132ZM142 193H144V191L142 190ZM152 193H151V195H152ZM181 193V194H180ZM244 193V194H243ZM1 194H2V190H1V192H0V196H1ZM177 194V195H176ZM185 194H187V195H185ZM192 194V195H191ZM211 196H209V195ZM213 194V195H212ZM225 194V195H224ZM246 194V195H245ZM249 194H248V196H249ZM147 195H150V194H148V192H147ZM150 195V196H151ZM162 195V194H161ZM171 195V196H170ZM174 195L176 196V198L174 197ZM223 197V199H222V197ZM228 197H227V196ZM231 195H233V197L231 196ZM241 195V196H240ZM256 195H254L253 194V196L254 197H256ZM186 198H185V197ZM194 196V197H193ZM215 196L217 199H215V197L213 198V197ZM230 196H231V198H232V200H231V198H230ZM169 197V198H168ZM225 197V198H224ZM235 197L237 198V200H238V202L236 201V200H234V201H236L235 203H236V206L238 205L237 203H241V205L240 206H238V209H236V212H235V210H233L232 212H235V213H232L230 210H231V208L233 207V206H231V208L229 209L228 208V206H226L225 207V215L226 214H234V221H236L234 224L236 225V223L238 224L237 226H233V225H225V224H220L219 223V218H217V216L216 215H214L212 218L210 217V214L208 213L209 212V210L208 209H210V208H212V204H213V206L215 205V204H217L218 203V201H219V199H222V200H220L221 202L223 201L224 203H226V204H228V202L230 203V201H232L231 203H233V204H235L234 203V201H233V199H235ZM250 197V196H249ZM133 198V199H132ZM143 198V199H142ZM196 198V199H195ZM207 198L208 199H212V200H207ZM239 198V199H238ZM260 198V199H261ZM151 199H152V201H151ZM166 199H167V202H166ZM207 201H206V200ZM260 199H258L257 197H256V200H258V201H261V202H263L262 201V199L260 200ZM1 201L3 200L2 199V196H1V199H0ZM142 200H144V201H142ZM145 200L147 201V202H149V201H151L149 204L148 203H145ZM170 200V201H169ZM241 202H240V201ZM264 200V199H263ZM0 201V205H2L3 203V201L1 202ZM139 201V200H138ZM175 201V202H174ZM208 201H209V203H210V205H211V207L210 208H206V205H208L209 203H208ZM211 201L213 202L212 204H211ZM214 201H216L215 203H214ZM219 201V202H220ZM118 204H117V203ZM124 202V203H123ZM133 202V203H132ZM135 202H137V204L135 203ZM158 202V203H157ZM166 202V203H165ZM206 202H207V204H206ZM261 202H258V203H261ZM4 203H5V201H4ZM133 204V206L132 205H128V204ZM141 203V204H140ZM165 203V204H164ZM171 203V204H170ZM173 203H175V204H173ZM243 203V204H242ZM172 204H173V206L174 205H176V206H174V207H172ZM206 204V205H205ZM233 204H231V205H233ZM248 204L250 205L249 207H248ZM262 204V203H261ZM263 204H264V202H263ZM110 205V206H109ZM149 205V206H148ZM162 205H164V206H162ZM184 205V206H183ZM247 205V206H246ZM113 206V207H112ZM116 206V207H115ZM139 206H140V208H139ZM147 206V207H146ZM209 206V205H208ZM236 206H234L235 208H237ZM262 206V210H260V207ZM110 207V208H109ZM141 207H142V209H141ZM145 207V208H144ZM150 207V208H149ZM154 207H155V210H154ZM162 207V208H161ZM169 207H172L171 209H173V210H175L176 208H177V210L179 211V213L178 214H181V215H179L180 217L178 218V216H176V214L174 213V212H176L177 213V211L175 210V211H172L174 214H172V212L171 211H169ZM176 207V208H175ZM230 207V206H229ZM108 210H107V209ZM114 208V209H113ZM132 208V209H131ZM137 208V209H136ZM146 208H148V209H146ZM179 208H180V210H179ZM205 208L208 210V212L205 210ZM45 209V210H44ZM43 209V212H45V213H47L46 215L47 216H50V212H46L47 210H48V207H45ZM51 209V208H50ZM145 209V210H144ZM152 209V210H151ZM159 209V210H158ZM229 210V211H227V210ZM232 209H234V208H232ZM51 210H53V208L51 209ZM141 210V211H140ZM238 210V211H237ZM250 210H249V212H250ZM254 210V211H253ZM49 211V210H48ZM107 212V213H109L108 215H106L107 213H105V212ZM108 211H110V212H108ZM153 211V212H152ZM157 212L156 214H154L155 212ZM162 211V212H161ZM194 211V212H193ZM205 211H206V215L204 214L205 213ZM259 211V212H258ZM148 212H150V214L148 213ZM202 212H204L203 214H202ZM229 212V213H228ZM100 213H101V215H100ZM104 215H103V214ZM146 213V214H145ZM197 213V214H196ZM198 213H200V214H202L201 215V217H200V214H198ZM236 213H237V216H238V214H239V218L236 216ZM247 213H248V211H247ZM49 214V215H48ZM114 214H115V217L113 218V216H114ZM145 214V215H144ZM154 214V215H153ZM167 214H169V216L167 215ZM208 214H209V217H210V219L212 220V222H214L215 224H213V223H209V221H210V219L208 220L206 217H204V216H208ZM251 214V212L249 213V215ZM45 215V214H44ZM94 215V214H93ZM147 215V216H146ZM174 215V216H173ZM191 217H190V216ZM106 216H108L107 218H105ZM110 216V217H109ZM134 216V217H133ZM145 216V217H144ZM173 216V220H175L174 222H172L173 220L172 219H170L169 220V218H171ZM176 216V218H174ZM193 216V217H192ZM195 216V217H194ZM228 218H229V216L228 215H226ZM231 216V215H230ZM231 216V217H232ZM237 218H236V217ZM245 216V215H244ZM43 217V216H42ZM45 218H47L46 216H44ZM152 217H153V222H151V219H152ZM227 217H225V219L227 218ZM97 220H96V219ZM115 219V220H113V219ZM149 218H151L150 219V222H151V225H149ZM184 218V219H183ZM198 218V219H197ZM216 218V219H215ZM103 219V220H102ZM105 219V220H104ZM180 219V221H178ZM194 219V220H193ZM195 219H197L196 221H195ZM204 219H206V222H205V220H204V222H203V220ZM236 219V220H235ZM239 219V220H238ZM244 219V217L242 218V220ZM246 219V218H245ZM108 220V221H107ZM118 220V221H117ZM154 220H156V221H154ZM157 220H159V221H157ZM165 221L166 222V224L168 225V227H165L164 225H165V222H163V221ZM167 220H169V221H167ZM172 220V221H171ZM208 220V221H207ZM216 220V221H215ZM218 220V221H217ZM221 220L222 219H220V222H221ZM98 221V222H97ZM99 221H100V223H99ZM148 221V222H147ZM171 221V222H170ZM198 221V222H197ZM199 221H200V223H199ZM115 222V223H114ZM157 222V225H155V226H153L155 223ZM177 222V223H176ZM180 222H182V223H180ZM197 223V225L195 224V223ZM252 222L254 223V224H256V225H254V224H252ZM147 225H146V224ZM171 223H173L172 225H171ZM178 223H180V224H178ZM202 223H205V224H203L202 225ZM206 223H209V225H214V226H212V228H214L213 229V231L215 232H211L212 230L209 228V231L211 232V233H209V232H207L208 230H206L205 228L208 226L209 227V225L208 224H206ZM217 223H219V225L217 224ZM222 223V222H221ZM239 223H241V224H239ZM184 224V225H183ZM193 224V225H192ZM202 225V227H200L199 225ZM248 224H250V225H248ZM124 225V226H123ZM166 225V226H167ZM179 225V226H178ZM204 225L206 226V227H204ZM223 226L222 228H223V230H222V228H221V226ZM224 225H225V228H224ZM249 226V227H247V226ZM253 225V226H252ZM263 225V224H262ZM97 226V227H96ZM164 226V227H163ZM185 226V227H184ZM187 226V227H186ZM220 226V227H219ZM226 226H227V228L230 230V228L229 227H231V231L228 233L227 231H229V230H227V228H226ZM234 227V229H232L233 227ZM239 226H241L242 228H240ZM109 227V228H108ZM115 227V228H114ZM124 227V228H123ZM150 227H151V229H150ZM153 227V228H152ZM194 227V228H193ZM199 227H200V229H199ZM211 227V226H210ZM255 227H257L256 228V230H255ZM105 230H104V229ZM133 228V229H132ZM162 228V229H161ZM163 228H168L167 230H164ZM191 228V229H190ZM197 229V230H201V229H204V231L206 230V232H197V230H194V229ZM221 228V229H220ZM239 229V230H237V229ZM253 228H254V230H253ZM94 229L96 230V231H94ZM153 229H154V231H153ZM208 229V228H207ZM220 229V230H219ZM241 229H242V232H241ZM243 229L247 232V231H249V232H247V234H244L245 233V231H243ZM246 229H248V230H246ZM98 230H102L101 232H103V230L104 231H106V230H111V235H110V233L108 232V231H106V232H108V233H106L105 235H104V233H103V235H101V237L100 238H102V236H105L106 238H102V239H105V240H107V241H105V240H102L101 239V241H103V242H101V244L99 243L100 242V238H99V236H100V234L99 233H97L98 232ZM149 230V231H148ZM151 230H152V232H151ZM216 230V231H215ZM233 230V231H232ZM235 230L236 231H239V232H241L240 234L241 235H239V233L238 232H236L237 233V235L235 234ZM251 230H253L254 231V233H256V235H254L253 234V232L251 231ZM118 231V232H117ZM134 231H136V232H134ZM148 231V232H147ZM155 231L157 232V233H155ZM163 231H165L164 233L165 234H163ZM225 231V232H224ZM94 232H96L95 234H98L97 236L95 235V234H93ZM100 232V233H101ZM129 232H131V234L133 233V235L135 234V236H133V235H131ZM147 232V233H146ZM150 232V233H149ZM244 232V233H243ZM89 235V237H90V239L91 238H93V237H95V238H93V239H91V241H90V239H89V237L88 236H86L85 237V235H87V234ZM90 233H91V235H90ZM115 233V234H114ZM116 233H119V235H116ZM197 233V234H196ZM207 233V235H205V234ZM233 233H234V235H236V237L233 235ZM249 233V234H248ZM251 233V234H250ZM113 234H114V237L115 236H119V237H117V238H119V239H117L116 237H115V239L113 238ZM122 234H124L123 236H122ZM148 234H150L149 236H147ZM151 234H153V235H151ZM209 234H213L214 236H213V238H214V241H215V243H213L214 241H213V239H212V235H210V238H208L209 236ZM218 234H220L219 236L222 238V240L221 239H218ZM125 235H127L129 238H131L130 240H127L128 238L127 237H125ZM144 235H146V237L145 238H143L144 237ZM197 235V236H196ZM215 235L217 236V237H215ZM250 235L252 236V237H250ZM253 235H254V237H253ZM91 236H93V237H91ZM153 237L152 238V240H150L151 239V237ZM154 236H156V238L154 237ZM228 236V237H227ZM249 236V237H248ZM79 237V238H78ZM97 237V238H96ZM140 237V238H139ZM168 237V238H167ZM196 237V238H195ZM205 239H204V238ZM219 237V238H220ZM241 239H240V238ZM249 239H248V238ZM88 238V239H87ZM99 238V239H98ZM124 238H125V240H124ZM193 240H192V239ZM223 238H225V239H223ZM247 238V239H246ZM251 238H253L252 240H251ZM112 239H114V240H116L115 242H116V244H114L115 242H114V240H112ZM133 239V241H131ZM145 239V240H144ZM161 239V240H160ZM202 239V240H201ZM207 239H209V241L207 240ZM219 241H218V240ZM239 239V241H237ZM256 239V240H255ZM97 240H99V241H97ZM108 240H109V243H108ZM120 240H122V241H120ZM159 240V241H158ZM205 240L207 241V242H209V243H207V242H205ZM223 240H225V241H223ZM236 240V241H235ZM249 240H251V241H249ZM96 243H99L100 245H98V244H96ZM119 241V242H118ZM123 241H125V242H123ZM147 241L149 242V243H147ZM150 241H153V242H150ZM163 241V242H162ZM221 242L222 241V244H225V248H221V246L222 247H224L223 245H220V247H219V244L220 243H218V242ZM86 242V243H85ZM89 242V243H88ZM111 242H114L113 244L115 245H113V244H111V246H112V249H111V247H108L107 248V244H109L110 245V243ZM130 242V243H129ZM218 243V246H214V244H216L217 245V243ZM223 242H225V243H223ZM234 242V243H233ZM236 242L237 243H241V244H243V246L241 245V244H238V245H236L235 246V244H236ZM244 242V243H243ZM246 242V243H245ZM251 242V243H250ZM259 242H260V240H259ZM258 242V243H259ZM84 243V244H83ZM92 244V247L93 246H95L96 245V247H97V249H96V247H93V248H95L96 249V251L97 250H100V251H95V250H93L92 248H91V244L90 245H88V244ZM119 243V246L117 245ZM127 243V244H126ZM135 243V244H134ZM247 243H249V244H247ZM261 243V242H260ZM94 244V245H93ZM122 244V245H121ZM130 244H131V248H133V249H131V248H128V246L130 247ZM137 244V245H136ZM244 244H246V248H247V245H248V247L249 248H245V246H244ZM85 245H87V246H85ZM98 245V246H97ZM108 245V246H109ZM123 245H124V247H123ZM126 245H128V246H126ZM134 245V246H133ZM136 245V246H135ZM102 248H101V247ZM117 246V247H116ZM212 246V247H211ZM89 247H90V250H89ZM100 249H99V248ZM104 247H106V249L104 248ZM215 248V250L214 249H212V248ZM230 247H232V248H230ZM234 247V248H233ZM258 247V246H257ZM71 248V247H70ZM69 248V249H70ZM85 248V249H84ZM88 248V249H87ZM122 248V249H121ZM135 248V249H134ZM259 248H257V249H259ZM92 249V250H91ZM104 249H105V252L107 253H105L104 252ZM110 251H108V250ZM120 251H119V250ZM124 249V250H123ZM219 249V250H218ZM223 249H225V250H223ZM248 249L251 251H249L250 253H248ZM71 250V249H70ZM84 250H85V253H84ZM117 250H118V252H117ZM125 250H127V252H125ZM212 250H214V254H212L213 253V251ZM216 250H218V253L221 255V256H219V254H215V252H217ZM223 250V251H222ZM72 251H74V250H72ZM93 251V252H92ZM101 251H103V253L101 252ZM112 251V252H111ZM125 253H124V252ZM210 251H211V254H210ZM236 251V250H235ZM89 252H90V254H89ZM95 252V253H94ZM101 253V254H104V255H99V253ZM133 252H135L136 253V255L133 253ZM225 252V253H224ZM256 252V253H255ZM92 253V254H91ZM94 253V254H93ZM111 253V254H110ZM223 253H224V255H223ZM230 253H232V254H230ZM79 254H81V253H79ZM97 254V255H96ZM110 254V255H109ZM256 254V255H255ZM105 255H107V256H105ZM109 255V256H108ZM212 255V256H211ZM213 255H214V257H213ZM216 255V256H215ZM250 255V260H249V257H247V256H249ZM252 255H255V256H252ZM82 256V255H81ZM95 256H97V258L95 257ZM99 256V257H98ZM104 256V257H103ZM93 257H95L97 260H95V258H93ZM103 258V259H99V258ZM254 257V258H253ZM86 258V257H85ZM209 258V259H208ZM90 259H92V260H94V261H96V262H92V260H90ZM216 259V260H215ZM252 259V260H251ZM249 260V261H248ZM103 261L105 262V263H103ZM218 262V263H217ZM241 262V263H240ZM243 261H239V262H237L236 264H243L242 263ZM245 262H248V263H245ZM214 264V263H213Z\"/></svg>", "mask_w": 264, "mask_h": 264}, {"label": "bare ground", "instance_id": "2", "mask_svg": "<svg viewBox=\"0 0 264 264\" xmlns=\"http://www.w3.org/2000/svg\"><path fill=\"white\" fill-rule=\"evenodd\" d=\"M202 1V0H201ZM200 1V2H201ZM203 1H205V0H203ZM203 1H202V3L201 4H203ZM207 1V0H206ZM214 1V0H213ZM212 1V2H213ZM216 2V6H215V3H213L214 5H212V4H207V5H205L204 4V7H205V11L204 10H202V12L204 11V16L205 15H210L211 14V16H213L212 15V13H214V12H216V11H218V10H220V11H223V9H226L227 10V12H230L229 10H231L232 12H230L231 13V15H233L232 17L234 18V15H241L242 16V12L243 11H241L242 9H244L243 8V5L245 4V2L247 1V0H215ZM256 2H254V0H248V3H249V7H251V8H253L254 7V5H253V7L251 6V4L252 3H257L258 2V0H255ZM194 2H195V0H0V34H4L5 32H7L8 34H10L12 37H14L13 35H15V36H21V35H24V36H22V37H24L23 39H21L22 40V43H20L19 45H17L18 47H16L18 50L17 51H14L13 53H16V54H21V55H24V53L28 56V58L30 59V61H33V60H35V61H40V60H42L43 61V63H45V64H42V65H45V67H44V71H41V73H39V75H35L34 74V72L31 74V72H30V75H22V74H26V73H22V74H20V75H22V76H20L19 74V76H18V78L16 77H14L15 78V80H7L6 78H4V79H6V81L4 80V82H0V183H1V181H2V179H3V176H4V179H5V175H4V173L2 174V172H3V170L5 169V165L6 166H8V164H9V166L11 167V163H14V162H16V161H18V160H16L17 158L13 155V154H11V152L12 151H14L15 152V155L17 154V153H20L21 151L23 152V151H25L27 154H29L30 156H32L31 154H32V149H34L35 148V146L37 145H44L45 146V148H42V149H45V151L47 152L46 154H47V156L48 155H50V154H52V153H54V151L55 152H57L58 150H59V147L60 148H62L61 147V145H62V143H61V139L59 140V141H52V140H49L50 139V135L53 133V131H55L56 129L55 128H57V126L55 127V121H54V119L55 118H57V116H59L60 117V115H63V116H66V117H69L68 118V120H71L70 118H71V116L73 115V114H75L76 113V111H77V109H78V107H79V103H77V101H84L85 103H86V105H88V104H90V101H94L95 103H96V98H94V97H97L98 95H101V94H103V92H104V90L105 89H107V85L106 86H104V89L102 90L101 88V91L102 92H100V89L97 91L96 89H95V87H96V83H98L99 84V82H97V79L96 80H94V81H92V83L90 82V83H86V84H84V82H83V84H81V82L79 81V79L77 80H74L73 78H74V76H73V78H72V80H74V81H76V83H77V81H79L80 82V84L81 85H79V84H74V83H72V81H71V78L69 79V77L68 78H66V74H69L70 73V70H69V73H66V74H64L65 76H61V75H63V73H65L64 71H63V73H61V74H59L60 72H62V71H60L59 69V67L56 65L57 64V62H56V64L54 65V63H55V60L54 59H56L57 58V55H60L61 56V54H63V53H61L64 49V47L63 48H61L60 47V45L59 44H61V46H62V42H60V41H58V39L56 38V37H53V36H49L48 35V30H50V33L53 31V29H54V32L57 30V31H59L63 26L64 27H70V29L71 30H66L67 28H64L65 29V31L66 32H68V34L66 33V35H68V36H70V39L71 40H69L68 39V41H72V37L73 36H75V38L73 39V40H75L76 39V37H78L77 35H79V34H81V33H84V32H86V33H91L90 35L92 36V37H89L90 35H87V37H89L90 38V44H91V39L92 38H94V37H96V42L99 44L98 45V47H96V49L98 48L99 49V47H103V46H111L112 48L115 46V44H113V42H114V40H115V38H116V41L118 40V35H120V36H122V33L124 32V33H127L128 34V32H127V29H125V28H127L128 26L124 23V25H126L125 26V28H123L124 30H126V31H123V32H121L120 34L118 33V30L120 29L119 27H122L121 25H123L121 22V18L124 16V15H127L128 17H125L124 16V18H130V20H128L127 21V23L128 24H130V21H131V24L132 25H134V27H135V25H137V26H142V28H143V32H145L144 34H143V32L141 31V33L139 32V31H137V32H139L140 33V35H146L145 37H147V39L145 38V37H141V39L139 40V42L140 41H142V38H145L146 39V41H145V45H148L149 47L150 46H152V47H159L161 44L160 43H162V40L164 39V37H165V33H168L170 30H172V32L171 33H173L174 31L173 30H175V29H179L181 26H184V25H187V23H192L193 21V28L192 29H194V27L197 29V31L195 32L196 34L195 35H199V33L201 34V35H203V34H206V35H209L210 36V34H212L213 36H214V38H215V40H214V42H213V40H211V37H210V39L209 38H207V37H205V38H207L208 39V41L210 42V40L212 41V43H214L215 44V46H217V48H218V46L220 45V47L221 48H218V52L220 51V52H222V54H223V51H221V49L223 50V46L225 45V47L232 41V35H233V32L232 31H230V30H225V28H222V27H224V25H221L222 27H220L218 24L217 25H215L214 27H209V23H214V22H217V19L216 18H218V17H220L221 15L219 14V16H217V17H215V19H216V21H214L215 19H212L211 18V21L212 22H209L208 21V18H207V20H206V18L205 17H207V16H205L204 17V19L205 20H203L202 22L200 21V19L199 20H197V18L198 17H196L197 15H195V17L196 18H194L193 17V15H192V12L193 11H191L190 9V7H192V6H195L194 5ZM196 2H197V0H196ZM195 2V4H198V2L196 3ZM199 2V3H200ZM260 2V1H259ZM244 3V4H243ZM200 4V5H201ZM243 4V5H242ZM262 3H259L258 4V6L257 7H255V8H253L252 10H255V9H257V12H258V9H259V12H258V15H259V17H261L263 14H264V12H263V9H260V8H262V7H264L263 5H261ZM257 5V4H256ZM255 5V6H256ZM259 5L261 6L260 8H258L259 7ZM248 7V6H247ZM251 8H247L248 10H250ZM53 9V10H52ZM247 9H245V12H244V15L246 14V10ZM54 10H55V13H54ZM226 10L225 11H223V12H225V13H223V14H227L226 13ZM247 10V11H248ZM252 10H250L249 12H247V13H250ZM53 11V12H52ZM200 11V10H199ZM220 11H219V13H220ZM263 12V14H262V12ZM40 12V14H38ZM201 12V11H200ZM201 12V13H202ZM241 12V13H240ZM260 12H261V16H260ZM222 13V12H221ZM252 13V12H251ZM250 13V14H251ZM254 13V12H253ZM255 13H256V11H255ZM217 14V13H216ZM230 14L228 13L227 15H225V16H227V17H223L224 19H227L228 18V16H229ZM247 15V14H246ZM54 16H58L59 18V20L57 19V17L55 18ZM215 16V15H214ZM224 16V15H223ZM264 16V15H263ZM253 16H251V18H252ZM256 16H255V14H254V17L252 18L253 20H254V18H255ZM55 20H54V19ZM60 18H61V20H63L64 22H63V25L61 26V24L59 25V21L61 22V20H60ZM124 18H122L123 19V22H125L126 20H124ZM214 18V17H213ZM222 18V17H221ZM222 18V19H223ZM250 18V17H249ZM257 18V17H256ZM51 19H53L54 21H56V20H58V24H56L57 22H55V25L56 26H58L56 29H55V27L52 29L51 28V26H50V24H54L53 22H51V23H48L47 21H49V20H51ZM223 19V20H224ZM230 19H232L231 17H230ZM252 19H251V21H252ZM258 20H260V21H258V22H263L262 23V25L260 24L259 25V23H258V25H259V27L261 28V29H263V24H264V18H257ZM256 19V20H257ZM33 20H35V22H36V24L37 25H34L35 24V22L33 21ZM202 20V19H201ZM245 20V19H244ZM33 21V22H32ZM52 21V20H51ZM200 21V22H199ZM206 21H207V25L205 24L206 23ZM228 21V20H227ZM233 21H235V20H233ZM250 21V20H249ZM255 21V20H254ZM50 22V21H49ZM219 22H221L220 24H222L223 22L222 21H220L219 20ZM218 22V23H219ZM40 23H41V26H40ZM62 23V22H61ZM64 23L66 24V26L64 25ZM250 23H252V22H250ZM48 24H49V27H46V25L48 26ZM207 26V27H205V25ZM216 24V23H215ZM31 25H32V27H31ZM123 25V26H124ZM189 25V24H188ZM212 25V24H211ZM210 25V26H211ZM252 25V24H251ZM255 25V24H254ZM253 25V26H254ZM8 26V27H7ZM9 26H11V29L9 30L8 28H10ZM44 26V27H43ZM136 26V27H137ZM256 26H257V23H256ZM129 27H131V26H129ZM243 27V26H242ZM258 27V26H257ZM258 27V28H259ZM8 30H7V29ZM31 28V29H30ZM45 28H48V32H47V34H46V32H40V31H42V30H45ZM50 28V29H49ZM58 28H59V30H58ZM117 28H119V29H117ZM235 28V27H234ZM249 28V27H248ZM256 27L254 26V29H255ZM51 29H52V31H51ZM135 29H137V28H135ZM141 28L139 27L138 28V30H140ZM182 29V28H181ZM251 29H253V27L251 28ZM253 29V30H254ZM257 29V28H256ZM255 29V33H256V31H257V33H258V30H256ZM260 29V31H262ZM122 30V29H121ZM129 30V29H128ZM236 30V29H235ZM249 30V29H248ZM247 30V31H248ZM46 31V30H45ZM56 31V32H57ZM60 31H63V30H60ZM60 31L59 32H57L59 35L60 34H62V32L60 33ZM120 31V30H119ZM156 31H159V33H157ZM178 31V30H177ZM192 31V30H191ZM199 31V32H198ZM246 31V30H245ZM247 31L246 32H244L245 34L247 33ZM35 32V33H34ZM53 32V34L52 35H56V33H54ZM81 32V33H80ZM161 32V33H160ZM198 32V33H197ZM250 31H248V35L250 34L249 33ZM33 33V34H32ZM63 33L65 34V32L63 31ZM123 33V34H124ZM170 33V32H169ZM178 33V32H177ZM181 33V32H180ZM208 33V34H207ZM254 33V34H255ZM7 34V35H8ZM92 34H94V35H92ZM126 34V35H127ZM129 34H133V31H131L130 30V33ZM173 34H175V32L173 33ZM168 35L169 36V38L171 37V36H174V35ZM184 34V33H183ZM193 34V33H192ZM191 34V35H192ZM247 34H246V37H247ZM259 34V33H258ZM258 34H255L254 35V37H255V39H256V36L258 35ZM5 35H6V33H5ZM5 35H3V38L5 37L6 38V36ZM58 35V36H59ZM82 35V34H81ZM126 35H124V36H122V38L123 37H125ZM200 35V36H201ZM205 35V36H206ZM243 35V34H242ZM250 35H251V38H249L250 37ZM249 35V37H247V38H249V40L251 39V40H253L252 39V37H253V34H250ZM10 36V37H11ZM63 36V35H62ZM61 36V37H62ZM65 36V35H64ZM63 36V37H64ZM67 36V37H68ZM80 36V35H79ZM83 36V38H84V36H86V35H82ZM119 36V38H121ZM130 36V35H129ZM176 36V35H175ZM245 36V35H244ZM244 36H243V39H244ZM9 37V38H10ZM81 37V36H80ZM127 37V36H126ZM125 37V38H126ZM134 37V36H133ZM136 37V36H135ZM134 37V38H135ZM139 37V38H140ZM202 37H204V35L202 36ZM1 38V37H0ZM3 38L2 39H0V41L2 42V40H3ZM7 38H8V36H7ZM64 38H66V36L64 37ZM64 38H62V39H64ZM69 38V37H68ZM82 38V37H81ZM86 38V37H85ZM121 38V39H122ZM128 38V37H127ZM131 38V37H130ZM160 38V39H159ZM163 38V39H162ZM166 38H167V35H166ZM232 38V39H231ZM242 38V37H241ZM246 38V39H247ZM257 38H259V40L257 39V40H255L256 42H255V44L256 43H258L257 41H259V42H261L262 44L264 43V30L261 32V34L259 35V36H257ZM14 39H17V37L16 38H14ZM20 38H18L17 40H18V42L20 41L19 40ZM67 39V38H66ZM66 39H64V42L65 41H67ZM120 39V40H121ZM136 39V38H135ZM82 40V39H81ZM84 40V39H83ZM94 40V39H93ZM92 40V41H93ZM133 40V39H132ZM180 40V39H179ZM206 40V39H205ZM242 40V39H241ZM245 40V39H244ZM63 41V40H62ZM80 41V38H79V40H78V42ZM170 41V40H169ZM204 41V40H203ZM207 40H206V44L207 43H209ZM233 41H235L234 39H233ZM240 41V40H239ZM60 42V43H59ZM77 42V41H76ZM95 41H93L92 43H93V45H92V47L91 48H93L94 47V45L96 44V46H97V43L95 42ZM138 42V43H139ZM143 42V41H142ZM142 42H140V43H142ZM167 42V41H166ZM171 42V41H170ZM225 42V43H224ZM241 42H243L244 43V41L242 40ZM15 43V42H14ZM88 43V42H87ZM114 43H116V42H114ZM137 43V44H138ZM169 43V42H168ZM211 43V42H210ZM209 43V44H210ZM211 43V44H212ZM243 43H242V46H243ZM80 44V43H79ZM144 44V43H143ZM208 44V45H209ZM224 44V45H223ZM250 44H254V43H250ZM0 45H1V43H0ZM64 45H65V43H64ZM256 45H260V43H258V44H256ZM256 45H253V47L255 46L256 47ZM264 45V44H263ZM263 45H261L262 47H264ZM67 46V45H66ZM138 46V45H137ZM174 46V45H173ZM181 46V45H180ZM210 46V45H209ZM212 46H213V44H212ZM215 46H213L214 48H215ZM1 47V46H0ZM8 47H9V45H8ZM74 47V46H73ZM107 47H104V48H107ZM117 47V46H116ZM116 47H114L115 48V50H113L112 48V50L110 49V51H108V52H111V51H115V52H113L112 53V55L111 56H113V58H111L110 57V55H108V54H111V53H108V52H106V53H108V54H105L104 53V51H103V53H104V55H108L109 57H108V61L111 63H113V60H114V62H115V60L116 61H119L118 60V58H117V48ZM145 47V46H144ZM152 47H150L151 49H154V48H152ZM228 47V46H227ZM246 47V46H245ZM249 47V46H248ZM9 48H12L11 46L9 47ZM9 48H6V50L5 49H3L4 50V52L5 53H7V51H8V53L6 54L7 56L6 57H3V58H1V59H4V58H7V59H9L10 57H12L11 55L13 54L12 53V51L13 50H11V49H9ZM68 48V47H67ZM75 48V47H74ZM101 48H100V50H101ZM109 48L110 47H108V49H106V51L107 50H109ZM138 48H140V47H138ZM146 48V47H145ZM149 48V49H150ZM209 47H207V49H208ZM210 48H211V46H210ZM249 48H251V47H249ZM63 49V50H62ZM93 49H95V47L93 48ZM150 49V50H151ZM165 49V48H164ZM220 49V50H219ZM229 49V48H228ZM242 49V48H241ZM11 52H10V51ZM74 50V49H73ZM82 50V49H81ZM92 50V49H91ZM90 50V51H91ZM99 50V51H100ZM102 50H103V48H102ZM105 50V49H104ZM139 50H141V49H139ZM157 49H154V51L153 50H151V53H152V51H153V53H155L156 52V54L157 55H160L159 54V51H158V53H157V51H156ZM158 50H160V49H158ZM163 50V49H162ZM161 50V51H162ZM211 50V49H210ZM215 51V49H213L212 48V50L211 51H209V49H208V51H209V54H210V52L212 53L213 52V54H212V56L214 55V56H216V53H218L217 51H216V53H214V51ZM231 50V49H230ZM243 50V49H242ZM0 51H2L1 49H0ZM65 52H66V48H65V50H64ZM63 51V52H64ZM160 51V52H161ZM195 51L197 52V50L195 49V48H191L189 51H187L186 53H185V56H186V59L185 58H181L182 60V62H183V60L185 61H188V64H187V67H188V65L190 64V65H192L191 64V62L192 63H194L192 66L193 67H189L191 70H192V68H195V70H196V65L195 64H199L201 61L199 60V59H197L196 57H195V60H193L192 59V54H194L195 53ZM228 51V50H227ZM246 51V50H245ZM247 51H248V49H247ZM3 52V53H4ZM64 52V53H65ZM96 52H98V50H96ZM165 51H162V53H164ZM3 53H1L2 54V56H3ZM67 53V52H66ZM94 53V51L91 53V54H93ZM100 53V52H99ZM150 53V52H149ZM153 53H152V55L151 56H153ZM174 53V52H173ZM181 53V52H180ZM15 54V55H16ZM68 54V53H67ZM84 54V53H83ZM219 54V53H218ZM221 53H220V55H222ZM226 54H228V53H226ZM18 55V56H19ZM47 55V56H46ZM104 55H102V53H101V56H104ZM115 55H116V57H115ZM163 55L164 54H162V56L160 55V57H163ZM167 55V54H166ZM211 55V54H210ZM1 56V57H2ZM17 56V57H18ZM66 56V55H65ZM73 56V55H72ZM98 56H99V54H98ZM150 56V57H151ZM156 56V55H155ZM154 56V57H155ZM16 57V56H15ZM16 57V58H17ZM67 57V56H66ZM116 59H115V58ZM133 58V59H130V60H128L129 58ZM128 59H126V60H128L127 61V63H126V65H124V66H127V67H129V68H127L128 70H129V73H128V71L126 70V68L124 69L125 71H127V73L125 74V72H123L124 74L123 75H121L122 74V72L120 73V71H119V73L117 72V77L120 79V84H118V85H121L122 84V82H124V83H127V85L128 86H132V89H133V85L134 84H136V85H138V86H136V85H134V87H135V92H133V95H138V96H140L141 94L143 95V93H144V88L143 87H145L146 88V82H147V80H148V76L146 75L147 74V72H145L146 70H145V68H144V66H140L142 69H143V73L142 74H140V77H139V73H141V71H140V69L139 68H137L136 69V65H133L134 67H132V61H134V58H135V60H136V62L138 63V61H140V59L137 61V58H139V57H137L136 55L133 57V55L132 56H130ZM166 57V56H165ZM181 57H183V56H181ZM187 57H188V59H187ZM208 57V56H207ZM229 57H230V55H229ZM229 57H227V56H225V68H227V66L229 65V60H230V58ZM13 58V57H12ZM11 58V59H12ZM59 58V57H58ZM68 58H70V56L68 57ZM126 58V57H125ZM125 58L123 59V60H125ZM157 58H159V57H157L156 56V58L154 59V61L157 59ZM168 58V57H167ZM0 59V60H1ZM6 59V60H7ZM24 59H26V58H24ZM61 59H62V57H61ZM60 59V60H61ZM73 59V58H72ZM119 59H120V57H119ZM160 59V58H159ZM164 59V58H163ZM175 59H177V58H175ZM13 60V59H12ZM56 60H58V59H56ZM104 60V59H103ZM125 60V61H126ZM132 60V61H131ZM142 60V59H141ZM147 60V59H146ZM152 60H153V58H152ZM151 60V61H152ZM17 61V60H16ZM125 61H124V63H122V64H125ZM129 61H131V63L129 62ZM149 61V60H148ZM157 61H158V59H157ZM159 61H161V59L159 60ZM158 61V63H160ZM186 61L185 62H183V63H185L186 64ZM189 61H190V63H189ZM3 62L5 63V61L3 60ZM10 62V61H9ZM108 62V63H109ZM120 63L122 62V59L119 61ZM128 62H129V64H128ZM135 62V61H134ZM136 62L134 63V64H136ZM141 62V61H140ZM145 62V61H144ZM147 62V61H146ZM150 62V61H149ZM156 62V61H155ZM164 62V60L162 61V63ZM166 62L167 61H165V64H166ZM172 62V61H171ZM224 62V61H223ZM14 63H15V61H14ZM68 63V62H67ZM101 63V62H100ZM157 63V64H158ZM160 64V67L162 68L163 66L165 67V65H163V64ZM169 63V62H168ZM175 64L174 65H177V67L175 66V68H177V69H179V67H178V64L176 63V62H174ZM1 64H3V63H1ZM7 64V63H6ZM13 64V63H12ZM11 63H10V65H12ZM37 64H38V62H37ZM41 64V63H40ZM69 64H71V63H69ZM93 64V63H92ZM99 64V63H98ZM118 64V63H117ZM131 64V65H130ZM141 64H142V62H141ZM151 64V63H150ZM173 63H171V66H174V65H172ZM201 64V63H200ZM203 64V63H202ZM217 64V63H216ZM239 64V63H238ZM247 64V63H246ZM16 65V64H15ZM59 65V64H58ZM100 65V64H99ZM105 65V68H106V65H107V62H106V64H105V62H104V64H102L101 63V67H98V65H97V67L95 68V72H99L100 70H102V72H101V75H100V77L102 76V74H104L105 72L107 73V71H109V70H105V72H104V69L105 68H103V66ZM111 65V64H110ZM128 65H130L132 68H130V66H128ZM140 65V64H139ZM139 65H137V67H139ZM144 65V64H143ZM146 65V64H145ZM161 65H163V66H161ZM169 65H170V63H169ZM181 65V64H180ZM189 65V66H190ZM203 65H206V64H203ZM250 64H248V66H249ZM3 66V65H2ZM8 66V65H7ZM14 66V65H13ZM31 66V65H30ZM71 66V65H70ZM86 66V65H85ZM92 66V65H91ZM112 66H114V65H112ZM111 66V67H112ZM148 66V65H147ZM153 66H154V64H153ZM159 66V65H158ZM167 66V65H166ZM11 66H9V68L8 69H11L10 68ZM17 67V66H16ZM88 67H89V64H88ZM110 67V68H111ZM160 67H158V69L160 68ZM167 67H169V66H167ZM240 67V66H239ZM242 67V66H241ZM2 68V67H1ZM5 68H7V67H5ZM43 68V67H42ZM64 68V67H63ZM66 68V67H65ZM90 68V67H89ZM113 68V67H112ZM147 68H149V67H147ZM180 68H182V65H181V67ZM186 68V67H185ZM243 68V67H242ZM13 69H15V68H13ZM41 69V68H40ZM67 69H69L68 67H67ZM86 69V68H85ZM93 69V68H92ZM121 68H119L118 70H120ZM132 69H135V70H133V72L132 73H130L131 72V70ZM141 69V70H142ZM165 69V71H166V67L164 68ZM184 69V68H183ZM186 69H188V68H186ZM243 69H245V68H243ZM19 70V69H18ZM28 70V69H27ZM39 70V69H38ZM37 70V71H38ZM42 70V69H41ZM62 70V69H61ZM73 70V69H72ZM94 70V69H93ZM185 70V69H184ZM194 70V69H193ZM192 70V71H193ZM228 70V69H227ZM1 71V70H0ZM34 71V70H33ZM36 71V70H35ZM67 72H68V70H66ZM112 71H114V70H112L111 69V71H109L108 73L109 74H115L114 72L112 73ZM157 71V70H156ZM159 71H164L163 69L162 70H158V73L156 74L157 76H159L160 74H159ZM181 70H179V72H180ZM217 72H218V70H216ZM18 72V71H17ZM38 72H40V71H38ZM75 72V71H74ZM92 72V71H91ZM97 72V73H98ZM169 72V71H168ZM173 72V71H172ZM16 73V72H15ZM100 73V72H99ZM108 73L106 74V76L108 75ZM151 73V72H150ZM163 73H165L166 74V72H163ZM181 73V72H180ZM192 73V72H191ZM218 73H220V71L218 72ZM218 73H215V75H214V79H216V78H218L219 79V76H221V75H219ZM13 74V73H12ZM27 74H29V71H28V73ZM37 74V73H36ZM80 74V73H79ZM96 74V73H95ZM152 74V73H151ZM150 74V75H151ZM159 74V75H158ZM164 74V75H165ZM75 75H76V72H75ZM82 75V74H81ZM87 75V74H86ZM105 75V74H104ZM113 75H112V77H113ZM119 75H121L120 77H119ZM155 75V76H156ZM161 75H163V74H161ZM167 75V74H166ZM213 75V74H212ZM3 76H6V75H3ZM77 76V75H76ZM99 76V75H98ZM115 76V75H114ZM156 76V77H157ZM197 76V75H196ZM71 77V76H70ZM94 77V76H93ZM103 77V76H102ZM101 77V78H102ZM108 77V76H107ZM106 77V78H107ZM111 77V76H110ZM165 77V76H164ZM163 77V78H164ZM212 77V76H211ZM8 78V77H7ZM77 78V77H76ZM79 78V77H78ZM88 78V77H87ZM92 78V77H91ZM98 78V77H97ZM101 78H99V80L101 79ZM116 78V77H115ZM115 78H113V80H115ZM163 78H161V80L163 79ZM180 78V77H179ZM221 78V77H220ZM103 79H104V77H103ZM111 79V78H110ZM165 79V78H164ZM200 79V78H199ZM198 79V80H199ZM117 80V79H116ZM115 80V81H116ZM208 80V79H207ZM2 81V80H1ZM86 81H87V79H86ZM96 81V82H95ZM101 81H102V79H101ZM118 81V80H117ZM160 81V80H159ZM163 82H159L160 83V85H157V84H159V83H157L156 84V87H152V85H151V87H152V89L150 90L149 88V93H147L148 95H146L147 97H139V99H137V97H133V96H131L132 94V92L130 93V92H128L129 91V88L127 87V92H128V94H124L123 95V97L122 96H120V98H122L121 99V101H119L117 104H116V106L114 107L115 109H111L110 111H108V109L107 110H105V108L103 109V110H101L100 109V107H101V105L102 104H104V102L102 103V104H100V105H98V106H100V107H98L95 103V105L98 107V108H96V109H93V110H91L90 111V113H88L89 114V116L90 117H88V120L89 121H86V123L87 124H83L84 126H80L81 127V129L79 130V131H81V134L80 133H78L79 131H77V132H75L74 131V133H72L75 137H76V134H80L81 135V137H80V135H79V137L77 138H75L74 140L72 139V136L73 135H71V136H69L72 140H70V138L69 137H66L65 139L67 140V138H69V140H67L68 142L67 143H65L66 144V146H70L71 147V145H74V143H77V142H79V143H81V145L82 146H80V147H82L84 150H90V151H92V149L91 148H89V147H93V145L91 144L92 142V140L93 141H95V139L97 138L98 139V137L101 139H103V137L105 138V140H106V144L104 145V146H102L101 147V153L97 156L98 157V159L100 160V161H102V163L103 164H105V166L106 165H112L113 167H114V169H115V172L117 173V176L119 175H121V174H124L123 172H126V174H128V171L126 170V167L124 168V166H123V164H125L126 163V161L128 162V160H131V159H129L127 156V158H125V160L123 159L124 158V156L123 157H120V158H114L116 155H119L120 154V152L121 153H123V151H124V153H125V155H128V154H130L131 153V151H129V152H127L128 150H130V147H131V145L134 143L133 141H135L136 140V142L137 141H139V142H141L142 140V144H143V142L145 141V140H147L146 138H147V136L150 134V136H151V133L153 134L152 136L154 137V133H155V131H162V132H160L159 134L157 133L156 135H155V137H156V139L155 140H158V142H161V141H165L166 142V140L167 141H171V142H176V140H177V138L179 139V134H181V135H186V132L185 131H187V130H189L187 127H188V125L187 124H185V122H187L188 123V121H190V123H191V121H192V124H196V123H194V121L191 119V120H189V118H188V121H186V119H187V112H188V110H189V108H191V106H193L192 108H194L195 106H196V104L194 103V104H192L191 105V102L190 101H188L189 103H190V107L189 106H187L186 104H182L181 102H184L185 103V101H179V99L178 100H176V101H172L173 102V105H172V109L171 110H169L168 108V106H167V109H165L164 108V106L166 107V105H167V103L169 104L171 101H168L167 103H166V101H162V100H160L159 98H160V95L162 94H164V92L162 93L161 91L164 89H166V88H162V86H164V80H162ZM175 81H177V80H175ZM175 81H174V83H175ZM78 82V83H79ZM106 82V81H105ZM110 82V81H109ZM113 82V81H112ZM169 82V81H168ZM172 82V81H171ZM189 82V81H188ZM216 82L218 83V80L216 79ZM102 83V82H101ZM111 83V82H110ZM109 83V84H110ZM179 82H177V84H178ZM103 84H105V83H103ZM106 84H107V82H106ZM167 84V83H166ZM187 84V83H186ZM100 85V84H99ZM141 85H143V87H141ZM114 86V85H113ZM124 86V84L122 85V86H120L121 88ZM131 86H130V89H131ZM172 86H174V85H172ZM99 87V86H98ZM110 87H112V86H109L108 88H110ZM137 87V88H136ZM190 87V86H189ZM142 88V89H141ZM178 88V87H177ZM112 89H113V87H112ZM112 89H110L111 91H112ZM118 89V88H117ZM188 89V88H187ZM190 89V91H191V88H189ZM119 90H120V88H119ZM124 91H125V89H123ZM122 89H121V92L123 91ZM146 90V89H145ZM108 91V90H107ZM132 91V90H131ZM179 91V90H178ZM198 91V90H197ZM120 92V93H121ZM126 92V91H125ZM126 92V93H127ZM195 92V91H194ZM119 93V92H118ZM202 93V92H201ZM105 97L107 96H109V94H110V91H109V93H107L106 91H105ZM113 94V93H112ZM123 94V93H122ZM193 93H191V95H192ZM120 95V94H119ZM161 95V96H162ZM151 98L150 100H149V97ZM99 97V96H98ZM112 97V96H111ZM120 98H119V100H120ZM176 98H177V96H176ZM95 99V100H94ZM102 99H104L103 97H102ZM153 99V100H152ZM163 99V98H162ZM252 99H253V97H252ZM99 100V99H98ZM113 99H111V101H112ZM152 100V101H151ZM2 101H6V102H8L9 101V103H11L10 101H12L13 102V104L12 105H9V104H7V103H5V102H3L2 103ZM31 101H35V102H39V101H44V105H43V107H39L38 109H37V111H34V113H32L31 112V114L32 115H29V113H28V109H30V107H31V109H32V107H33V104L31 105L30 104V102ZM47 101H56V103H57V101H59L56 105H60L62 102H60V101H65L67 104H66V106H65V108H64V111H60V110H56V112H55V110L53 109L52 110V108H51V106L52 105H54V103L53 104H49ZM68 101V102H67ZM89 101V102H88ZM28 102V103H27ZM32 102V103H33ZM37 102V104H38V106H39V103ZM99 102V101H98ZM109 102V101H108ZM171 102V103H172ZM194 102V101H193ZM197 102V101H196ZM200 102V101H199ZM202 102V101H201ZM207 102H211V103H213L212 101H207ZM218 102H221V101H218ZM224 104H223V103ZM221 102V106H220V110L221 109H223V105H225V101H222ZM229 102V101H228ZM252 102V101H251ZM30 104V107L27 109V111H25V107H24V105L25 104ZM52 103V102H51ZM84 103V104H85ZM100 103V102H99ZM98 103V104H99ZM166 103V105H164L163 107H161V105H163V104H165ZM170 103V104H171ZM187 103V102H186ZM188 103V104H189ZM205 103L206 102H204V106H205ZM27 104H26V106H27ZM35 104V103H34ZM37 104H36V106H37ZM62 104H64V102L62 103ZM62 104H61V106H62ZM214 104H216L215 102H214ZM223 104V105H222ZM232 104V103H231ZM40 105H41V103H40ZM49 105H50V108H49ZM56 105H54L55 107L54 108H56ZM184 105L187 107H184ZM29 106V105H28ZM27 106V107H28ZM64 106V105H63ZM81 106H83V105H81ZM85 106V105H84ZM90 106H92V105H90ZM89 106V107H90ZM113 106H114V104H113ZM201 107H202V105H200ZM214 106V105H213ZM212 106V107H213ZM215 106H217V105H215ZM215 106H214V108H211L212 110L210 111V114L212 115V117H213V119H217V121H218V124H220L221 126H222V128H224L225 129V109L224 110H218L219 109V106H217L218 107V109H216L215 108ZM226 106V105H225ZM224 106V107H225ZM53 107V106H52ZM58 107V106H57ZM93 107V106H92ZM92 107H91V109H92ZM109 107V106H108ZM231 107V106H230ZM77 108V109H76ZM80 108V107H79ZM85 108V110L84 111H86L87 112V110H86V107H84ZM162 108H163V110L165 109V111H167L168 112V110H169V112L167 113V112H164L166 115H165V117L168 119L169 118V120H167V121H163L162 122V125H160V126H162V127H160L159 125H157L159 122H161L162 121V119H165L164 118V114H162L161 113V110H162ZM229 108V107H228ZM232 108V107H231ZM231 108H230V110H231ZM236 108V107H235ZM57 109V108H56ZM58 109H59V107H58ZM60 109H62V108H60ZM76 109V111L74 112V110ZM90 109V108H89ZM239 109V108H238ZM52 110V111H51ZM79 110V109H78ZM192 110V109H191ZM31 111V110H30ZM29 111V112H30ZM43 111H45V112H50L51 113V116L50 117H46V115L48 114V113H46V114H44L45 116H43V114L42 113H44ZM84 111H83V113H84ZM190 111V110H189ZM204 111H205V109H204ZM36 112V113H35ZM52 112H55V113H52ZM78 112V111H77ZM163 112V111H162ZM50 113H49V115H50ZM80 113V112H79ZM204 113V112H203ZM235 113V112H234ZM231 114V113H230ZM48 115V116H49ZM76 115V114H75ZM75 115H73V117H72V119L74 118V116ZM78 115V114H77ZM80 115H78V117H79ZM209 116V115H208ZM65 117V118H66ZM77 117V118H78ZM87 117V116H86ZM86 117H84V119L86 118ZM201 117V116H200ZM210 117V116H209ZM232 117V116H231ZM64 118V119H65ZM81 117H79V123H81V125H82V123H84L83 121H82V119H80ZM162 118V119H161ZM173 118H175V120L173 119ZM192 118V117H191ZM208 118V117H207ZM227 118L229 119V116H227ZM67 119V118H66ZM193 119H196L194 116H193ZM212 118H211V120H213ZM170 120H173V121H176V125H178V122H179V125L178 126H171V129H169L168 128V125H169V123H173V121H171L170 122ZM233 120V119H232ZM57 121V120H56ZM60 121V120H59ZM58 121V122H59ZM67 121V120H66ZM71 121H73V120H71ZM85 121V120H84ZM67 122H69V121H67ZM66 122V123H67ZM73 122H75V120L73 121ZM72 122V123H73ZM168 123V124H166V126H164L163 127V123ZM228 122V121H227ZM70 123V122H69ZM70 124L71 126L70 127H75V128H77V124H74V125H77V126H73V124ZM189 123V126L191 125ZM58 124V123H57ZM56 124V125H57ZM170 124V125H171ZM174 124V123H173ZM172 124V125H173ZM169 125V126H170ZM158 126H159V128H158ZM185 126V127H184ZM187 126V127H186ZM231 126V125H230ZM59 127V126H58ZM66 127V126H65ZM80 127H78V128H80ZM195 127V126H194ZM201 127V126H200ZM235 127V126H234ZM233 127V128H234ZM60 128V127H59ZM63 128V127H62ZM68 128H69V126H68ZM74 128V129H75ZM160 128H165V129H169L168 130V132H165V129L164 130H162V129H160ZM221 128V129H222ZM205 129V128H204ZM231 129V128H230ZM237 129V128H236ZM62 130V129H61ZM58 131L59 133H61L63 130L65 131V129H63L62 131ZM70 130V129H69ZM122 132H121V131ZM183 130H185L184 131V133L182 132ZM234 130V129H233ZM57 131V130H56ZM99 132V133H101L102 134V136L103 137H100L99 135H98V137H95V139H94V136H93V138H92V134H94L95 132ZM119 131V132H118ZM158 131V132H159ZM193 131V129H190L189 130V132L191 133ZM224 131V130H223ZM239 131V130H238ZM237 131V132H238ZM68 132V131H67ZM72 132H73V128H72ZM96 132V133H97ZM182 132V133H181ZM244 132V131H243ZM58 133V134H59ZM193 133V132H192ZM195 133V132H194ZM193 133V135H190V137H192V136H194L195 134ZM199 133V132H198ZM204 133L206 134V132L204 131ZM55 134V133H54ZM57 134V133H56ZM55 134V135H56ZM63 134H64V132H63ZM62 134V135H63ZM98 134V133H97ZM96 134V135H97ZM128 135V139L126 138L125 139V141H123L124 139H122L123 138V136L124 135ZM204 134V135H205ZM66 135H67V133H66ZM69 135V134H68ZM77 135V136H78ZM126 135V136H127ZM130 135V136H129ZM227 135V134H226ZM58 136V135H57ZM59 136H61V135H59ZM65 136V135H64ZM187 137H185V138H188V135H186ZM62 137V136H61ZM130 137H133L132 139L130 138ZM153 137H151V138H153ZM181 137V136H180ZM198 137H200V136H198ZM202 137V136H201ZM207 137V136H206ZM52 138V137H51ZM60 138V137H59ZM58 138V139H59ZM119 140H118V139ZM134 138H135V140H134ZM205 138V137H204ZM238 138V137H237ZM101 139V140H102ZM182 139V138H181ZM45 140V141H44ZM49 140V141H48ZM99 140V139H98ZM118 142H117V141ZM128 140V141H127ZM141 140V141H140ZM190 140H192L191 138H190ZM200 140V139H199ZM243 140V139H242ZM103 141V140H102ZM116 141V142H115ZM149 141V140H148ZM148 141H146V142H148ZM196 141V140H195ZM135 142V143H136ZM150 142V141H149ZM153 142H154V138H153ZM164 142V143H165ZM134 143V144H135ZM145 143V142H144ZM154 143H157V141L156 142H154ZM168 143V142H167ZM170 143V142H169ZM64 144V145H65ZM78 144V143H77ZM140 144V143H139ZM159 143H157V145H158ZM171 144V143H170ZM179 144V143H178ZM199 144V143H198ZM138 145V144H137ZM148 145H151V144H148ZM175 145V144H174ZM190 145V144H189ZM217 145V144H216ZM96 146V145H95ZM176 146V145H175ZM224 145H221V147L223 148V149H220V151H219V153H218V150H217V156L216 157H218V158H225V154H226V148H225V146L223 147ZM34 147V148H33ZM42 147V146H41ZM73 148H74V146H72ZM71 147V148H72ZM98 147V146H97ZM100 147V146H99ZM98 147V148H99ZM220 147V148H221ZM228 147V146H227ZM70 148V149H71ZM77 148V147H76ZM96 148V147H95ZM124 148H127V150L126 149H124ZM189 148V147H188ZM65 149H67V150H65ZM65 149H64V147H63V150L65 151V153L67 154V152L66 151H68V150H70V149H68V148H66L65 147ZM100 149V148H99ZM122 149H123V151H122ZM170 149V148H169ZM185 149H187V148H185ZM184 149V151H185V155H186V157H188L187 156V154H189V153H191L192 155L194 154V153H192L193 151H196L195 149L194 150H192V151H188L189 149H187V150H185ZM226 149V150H225ZM57 150V151H56ZM61 151V150H59L60 152H64V151ZM82 150V149H81ZM88 150V152H89V154H91L92 152H90ZM252 150V149H251ZM258 150V149H257ZM264 150V149H263ZM34 151V150H33ZM96 151H97V149H96ZM136 151H137V148H136ZM216 151V150H215ZM87 152V151H86ZM88 152L87 153H85V154H88ZM98 152V151H97ZM117 152V154H115V156L113 157V155H114V153H116ZM127 152V153H126ZM133 152H135V149H134V151ZM132 152V153H133ZM228 152V151H227ZM229 152H230V150H229ZM34 153V152H33ZM36 153V152H35ZM39 153V152H38ZM58 153V152H57ZM123 153V154H124ZM136 153V152H135ZM135 153H133L134 155H135ZM174 153V152H173ZM198 153H200V151L199 152H197V153H195L196 155L198 154ZM26 154V155H27ZM75 154V153H74ZM84 154V153H83ZM137 154V153H136ZM259 154V153H258ZM36 155V154H35ZM38 155V157H41V156H39L40 154H37ZM92 155V154H91ZM132 154H130V156H131ZM133 155V156H134ZM195 155V156H196ZM260 155V154H259ZM46 156V155H45ZM66 156V155H65ZM180 156V155H179ZM194 156V155H193ZM193 156L191 157V158H193ZM194 156V157H195ZM199 156V155H198ZM198 156H196V157H198ZM248 156V155H247ZM250 156V155H249ZM83 157H87V155L85 156H82V157H80L81 159H83ZM135 157V156H134ZM136 157H138V156H136ZM207 157V156H206ZM209 157V156H208ZM213 157V156H212ZM234 157V156H233ZM16 158V159H15ZM28 158V157H27ZM32 158H33V156H32ZM53 158V157H52ZM175 158V157H174ZM201 158H203V161H205L204 159H205V157H202L201 156ZM209 158H211V157H209ZM248 159H249V157H247ZM21 159H23V158H21ZM21 159H20V162H22L21 161ZM25 159H26V157H25ZM30 159V158H29ZM34 159V158H33ZM42 159V158H41ZM49 159V158H48ZM66 159V158H65ZM65 159H63V160H65ZM78 159V158H77ZM77 159H76V162H77ZM97 159V160H98ZM135 158H133V160H134ZM158 159V158H157ZM186 159H189L190 160V158H186ZM195 159V158H194ZM198 159V158H197ZM196 159V160H197ZM247 159V160H248ZM259 159V158H258ZM16 160V161H15ZM24 160V159H23ZM37 160V159H36ZM52 160V159H51ZM62 160V161H63ZM74 160L75 159H70L69 157L67 158V163H69V162H74ZM97 160H95V161H97ZM98 160V161H99ZM137 161H138V158L136 159ZM175 160V159H174ZM180 160V159H179ZM183 160H184V162L185 161H187V160H185V159H181L180 160V162L182 161L183 162ZM195 160V161H196ZM27 161V160H26ZM31 161H33V160H31ZM30 161V162H31ZM35 161V160H34ZM48 161H50V160H48ZM94 161V162H95ZM97 161V162H98ZM99 161V162H100ZM125 161V162H124ZM137 161H136V163H137ZM172 161V160H171ZM176 161H178V160H176ZM201 161H202V159H201ZM202 161V162H203ZM206 161L208 162L209 161V159L207 158L206 159ZM227 161V160H226ZM259 161H260V159H259ZM25 162V161H24ZM35 162H37L36 164H39L41 161L40 160H37V161H35ZM46 162H47V160H46ZM45 161H44V163H46ZM94 162H90V165H92ZM130 162V161H129ZM181 162V163H182ZM184 162H183V166H184ZM190 162V161H189ZM193 162V161H192ZM210 162V161H209ZM208 162V163H209ZM215 162V161H214ZM213 162V163H214ZM221 162V161H220ZM253 162V161H252ZM66 163V160H65V163L64 164H67ZM77 163H79L80 164V161L79 162H77ZM92 163V164H91ZM101 163V162H100ZM176 163V162H175ZM178 163H179V161H178ZM177 163V164H178ZM206 163V162H205ZM207 163V164H208ZM211 163V164H210ZM208 165L210 166L209 168H211V171L214 169L213 167H215V166H213L214 164H217V163H214V164H212V162H210ZM231 163H233V162H231ZM259 163V162H258ZM264 163V162H263ZM21 164V163H20ZM32 164H33V162H32ZM63 164V163H62ZM63 164V165H64ZM70 164H72V163H70ZM79 164H77L76 165V167L79 165ZM127 164V163H126ZM125 164V165H126ZM132 164V163H131ZM131 164H129V165H131ZM133 164H135V163H133ZM219 164V163H218ZM227 164V163H226ZM17 165V164H16ZM15 165V166H16ZM41 164H39V166H40ZM69 165V164H68ZM73 165V164H72ZM71 165V166H72ZM89 164H88V167L90 166ZM99 166H100V164H98ZM102 165V164H101ZM172 165H175L174 163L172 164ZM180 165V164H179ZM191 165H193L194 166V164H191ZM196 165V164H195ZM247 165V164H246ZM14 166V167H15ZM30 166H31V164H30ZM37 166V168L39 167L38 165H36ZM67 165H65L64 167H66ZM71 166H69V170H71ZM94 166H96V165H94ZM105 166H103V167H105ZM131 166H133V165H131ZM182 166V167H183ZM187 166V165H186ZM197 166V165H196ZM199 166V165H198ZM35 167V166H34ZM73 168H74V166H72ZM91 168L93 167V165L92 166H90ZM138 167H139V165H138ZM181 167V166H180ZM202 167H204V166H202ZM221 167H222V165H221ZM220 167V168H221ZM238 167V166H237ZM3 168V169H2ZM9 167H7L5 170H7V172H8V169ZM40 168V167H39ZM38 168V169H39ZM57 168V166L55 167V169ZM83 168H85V165L83 166ZM133 168V167H132ZM177 168H179V166L177 165ZM204 168H206V166L204 167ZM216 168V170H217V168L218 167H215ZM249 168V167H248ZM59 169H60V167H59ZM66 169H67V167H66ZM67 169V170H68ZM76 169V171H78L79 169L78 168H75ZM104 169V168H103ZM108 169H110V166H108ZM131 169V168H130ZM136 169H138V168H136ZM165 170L164 171H166V168H164ZM175 169V168H174ZM180 169V168H179ZM188 169V168H187ZM245 169V168H244ZM39 170H41V169H39ZM51 170V169H50ZM57 170V169H56ZM66 170V171H67ZM74 170V169H73ZM105 170V169H104ZM107 170V169H106ZM126 170V171H125ZM168 170H170L169 168L167 169V171L166 172H168V174H169V171ZM182 170H183V168H182ZM240 170V169H239ZM242 170V169H241ZM247 170H250V169H247ZM23 171V170H22ZM25 171V170H24ZM52 171V170H51ZM54 171V170H53ZM65 171V170H64ZM64 171H62V172H64ZM65 171V172H66ZM80 171V170H79ZM85 171V170H84ZM91 171V170H90ZM176 171V170H175ZM189 171H191L192 173L190 174V175H192L194 172V170L192 171V170H189ZM189 171H187V173L189 172ZM225 171V170H224ZM252 171V170H251ZM260 171V170H259ZM38 172V173H37ZM37 172H29V171H27V172H25V173H22L21 174V176H20V178H16V180H15V177H16V175H14L15 177H13L14 178V187L12 188V186L11 187H9V188H11L12 190L10 191V189L8 190V191H10V192H7V191H5V189H7V188H4V189H2V187H0V192H1V190H2V194H1V196H2V205H0V264H88V262H89V260H86L87 258H88V256H86L85 255V257L83 258V254H82V252H83V249H82V247L80 248L79 247V249H77V251H76V249H74L73 247H76L77 245H79V243L77 242V240H75V238L77 237V236H79V237H81V238H79V239H82V236H83V232L84 231H86V230H88V233L90 232V231H93V223L94 224H97V225H99L98 223H95V222H93L94 220H93V216H95V217H97L99 214L97 213V212H103V209H104V206L107 204V202H106V204H104V202L106 201V200H108V202H109V199H111V198H113V199H111L112 201L115 199L116 201L117 200H119V203H122L121 201H129V199L132 197V196H130V198H127V197H129V194H131V192H129L128 190H127V188L126 187H124V188H126V195H124L123 196V194H121V193H119V192H110V191H105L104 190V188L105 187H103V186H106L107 184H105L104 182L105 181H107L108 179H110L111 177H109L108 179H107V177H106V179H105V176H112V174L114 173L113 172V170H111V174H109V172L108 171H106L107 173V175L106 174H104L102 171H101V168H99V167H94V168H92V171H91V173H90V175H91V177H96V179L95 180H91V179H88V178H84V174H82L83 176H80L78 179L77 178H75V176H74V173H73V178H71L70 177V182H71V184L70 185H68L69 187H68V189H66V190H64V185H62L63 183H61L60 181V179L57 177V180L60 182V183H54V181H51L52 183H51V185H48L49 184V181H48V179H47V181H48V183H47V181H45V178L47 177L48 178V175L50 174V171L48 170V168L46 169V166H45V169L44 170H42V171H37ZM64 172V173H65ZM82 172H83V170H82ZM88 172V171H87ZM87 172H85V174H87ZM113 172V173H112ZM136 173H138V171H135ZM172 172V171H171ZM170 172V173H171ZM181 172V171H180ZM221 171H219V173H220ZM231 172V171H230ZM9 173V172H8ZM69 172H66V174H68ZM79 173V172H78ZM81 173V172H80ZM116 173H114L115 174V176H116ZM130 173H132V171L130 172ZM163 173V172H162ZM161 173V174H162ZM173 173V172H172ZM213 173V172H212ZM218 173V172H217ZM219 173H218V176H219ZM233 173V172H232ZM249 173H250V171H249ZM248 173V174H249ZM252 173V172H251ZM55 174V173H54ZM60 174V173H59ZM58 174V175H59ZM63 174V173H62ZM65 174V175H66ZM76 174H77V172H76ZM89 174V173H88ZM135 174V173H134ZM134 174H133V176H132V174H128V175H131L132 177H134ZM158 174V173H157ZM163 174H165V173H163ZM174 174V173H173ZM183 174V173H182ZM222 174V173H221ZM10 175H11V173H10ZM9 175V176H10ZM52 175H53V172H52ZM65 175H63V176H65ZM72 175V174H71ZM78 175V174H77ZM176 175V174H175ZM174 175V176H175ZM178 175H179V173H178ZM185 176H187L188 174H184ZM184 175H183V177H181V175H180V180L181 179H183L184 178ZM189 175V176H190ZM255 175V174H254ZM18 176V175H17ZM116 176V178L114 177V179L117 181V180H120V178H118ZM169 176V175H168ZM217 176V177H218ZM7 177V176H6ZM53 177H56L55 175H53ZM112 177V178H113ZM131 177V178H132ZM138 177V176H137ZM213 177H215V176H213ZM250 177V176H249ZM263 177V176H262ZM62 178H64V177H62ZM112 178H111V180H112ZM118 178V179H117ZM135 178V177H134ZM145 177H141L140 178V176H139V178L137 179L136 178V184H134V185H136V188L135 187H133V188H135V190L138 192V194H140L139 195V197H138V199L136 198V200H137V202H141L140 200H141V198H140V196L141 197H143L142 196V194H145L144 196V198L147 200V198L148 197H152L153 196V201H154V195H156V193L158 194L159 192H160V198L162 197L163 198V195H164V193H161V191L162 192H165V188H166V186H165V188L163 189L162 188V190L161 191H159V192H157V190L156 189H158V188H160V187H153V186H151L152 185V183L150 184V186L148 185L149 184V182H147V181H145V179H144ZM148 178V177H147ZM150 178V177H149ZM169 178V177H168ZM167 178V179H168ZM175 177H173V179H174ZM177 178V177H176ZM188 178V177H187ZM195 178V177H194ZM212 178V177H211ZM229 178H231V177H229ZM7 179V178H6ZM5 179V180H6ZM29 180V179H31L30 181H34V183L35 184H37L38 186H40V190H35L34 191V189H37V188H35V184L34 185H27L25 182H26V180ZM53 179H55V178H53ZM104 179V180H103ZM122 179V178H121ZM124 179H125V177H124ZM123 179V180H124ZM126 179H128V177L126 178ZM166 179V180H167ZM171 179V178H170ZM172 179V180H173ZM9 180V179H8ZM8 180L7 181H4V183H10L9 185H12L11 184V182H8ZM57 180H55V182L57 181ZM68 180H69V177H68ZM67 180V181H68ZM164 180V182H163V180H162V178H161V181L163 182V183H165V182H169L170 180ZM177 181L179 180L178 178L176 179ZM185 180H187V179H185ZM214 179H212V181H213ZM245 180V179H244ZM12 181V180H11ZM30 181H29V183H30ZM63 181V180H62ZM114 181V180H113ZM133 181H135V180H133ZM174 181H175V179H174ZM173 181V182H174ZM260 181V180H259ZM69 182V181H68ZM110 182V181H109ZM115 182V181H114ZM121 182H122V185H123V182L124 181H122L121 180ZM160 182V181H159ZM179 182H181V181H179ZM179 182H178V184L177 185H179ZM183 182V181H182ZM181 182V183H182ZM217 182V181H216ZM229 182V181H228ZM261 182V181H260ZM102 183H104V184H102ZM120 183V182H119ZM129 183H132V181L131 182H129ZM134 183V182H133ZM161 183V182H160ZM176 182H174V184H175ZM184 183V182H183ZM183 183H182V185H183ZM218 183V182H217ZM234 183V182H233ZM2 184H3V181H2ZM2 184H1V186H2ZM109 184H111V183H109ZM126 184V183H125ZM154 184V183H153ZM158 184V183H157ZM170 184H171V181H170ZM174 184H172V186H171V189L170 190H172V191H175L176 190V192L178 191L177 190V188H180L179 186H181V184L179 185V186H174ZM185 184V183H184ZM210 184V183H209ZM213 184V186H214V183H212ZM6 185V184H5ZM114 185V184H113ZM112 184H111V186H112V188L114 187ZM120 186H121V184H119ZM133 185V186H134ZM156 185V184H155ZM159 185H162V183L161 184H159ZM159 185H156V186H159ZM193 185V184H192ZM203 185V184H202ZM208 185V184H207ZM217 185V184H216ZM258 185V184H257ZM260 185H262V184H260ZM259 185V186H260ZM109 186V185H108ZM111 186H109V187H111ZM211 186V185H210ZM255 186V185H254ZM254 186H249V187H251V189L252 190H250V188L248 187V188H244V189H247V190H250V192H252V193H247V192H245V193H247V195H246V197L244 196V200H243V198H241V197H243V196H241L240 197V200L245 204V202H246V204L247 203H249V204H251V208H252V206L254 207V205H255V207H257V205L259 204V205H263L264 206V204H263V202H264V198H261V196H260V198L262 199V201L263 202H261V201H258V200H256V197L258 198V199H260L259 198V195H260V192H259V194H257L256 195V193H258V192H256V193H253V192H255L254 190H257L259 187H257V189H255L256 188V186H255V188H254ZM263 186V185H262ZM262 186H260L261 188H264V187H262ZM6 187H8V184L6 185ZM41 187H42V189H41ZM107 187V186H106ZM183 187V186H182ZM33 188V189H32ZM123 188V187H122ZM153 188H155L154 190H152V191H156V193L155 192H153L152 193V191H151V189H153ZM208 188H209V186H208ZM210 188H212V187H210ZM242 188V187H241ZM253 188H254V190H253ZM117 189V188H116ZM116 189L114 190V191H116ZM216 189V188H215ZM232 189V188H231ZM243 189V188H242ZM242 189H240V190H242ZM33 190V191H32ZM67 190H69V192L68 193H66L67 192ZM123 190V191H122ZM121 190V192H124V189H122ZM131 190V189H130ZM142 190L144 191V193H142ZM148 192V194H150L151 195V193H152V195L150 196V195H147V192ZM159 190V189H158ZM167 190V189H166ZM169 190V191H170ZM180 191H181V189H179ZM213 190V189H212ZM260 191H261V194L263 193V190H261V189H259ZM258 190V191H259ZM118 191V190H117ZM239 191V190H238ZM110 192V193H109ZM146 192V193H145ZM166 192H168V190L166 191ZM165 192V193H166ZM179 192V191H178ZM196 192V191H195ZM241 192V191H240ZM240 192H237V193H240ZM155 193V194H154ZM171 193H173V192H170V194ZM154 194V195H153ZM162 194V195H161ZM167 194V193H166ZM181 194V193H180ZM240 194H242V193H240ZM244 194V193H243ZM248 194H249V196H248ZM253 194L254 195H256V197H254L253 196ZM128 195V196H127ZM132 195H134V193H132ZM177 195V194H176ZM185 195H187V194H185ZM192 195V194H191ZM209 195V194H208ZM213 195V194H212ZM225 195V194H224ZM1 196H0V199H1ZM125 196H127L126 198H124ZM135 196V195H134ZM148 196V197H147ZM157 196V198L159 199V201L162 199H160L159 197H158V195H156ZM165 196V195H164ZM171 196V195H170ZM210 196V195H209ZM221 196V195H220ZM227 196V195H226ZM232 197H233V195H231ZM231 196H230V198H231ZM264 195L262 194V197H263ZM147 197V198H146ZM174 197L176 198V196L174 195ZM185 197V196H184ZM194 197V196H193ZM211 197V196H210ZM213 197V196H212ZM215 197V196H214ZM213 197V198H214ZM222 197V196H221ZM228 197V196H227ZM165 198H167L166 196H165ZM169 198V197H168ZM186 198V197H185ZM225 198V197H224ZM133 199V198H132ZM143 199V198H142ZM196 199V198H195ZM215 199H217L216 197H215ZM222 199H223V197H222ZM222 199H219V201L220 200H222ZM239 199V198H238ZM260 199V200H261ZM121 200V201H120ZM139 200V201H138ZM145 200V203H150L151 201H152V199H151V201H149V202H147ZM156 201H157V199H155ZM162 200H165L164 198L162 199ZM161 200V201H162ZM206 200V199H205ZM207 200H212V199H208L207 198ZM206 200V201H207ZM231 200H232V198H231ZM234 200H236L237 202H238V200H237V198L235 197V199H233V201ZM239 200V201H240ZM4 201H5V203H4ZM142 201H144V200H142ZM152 201V202H153ZM156 201H154V202H156ZM161 201L159 202V204L161 203ZM170 201V200H169ZM218 201V203L216 202V201H214V203L216 202L217 204H215L214 206H213V202L211 201V204H212V208H210L211 207V205H210V203H209V201H208V205H206L207 204V202H206V208H210V209H208L209 210V212H208V210L205 208V210L210 214V217L212 218L214 215H218L217 216V218H219V223L222 225V224H225V225H233L236 221H234V214H226V215H228L229 216V218L225 215V207L226 206H228V208L230 209L231 208V206H233L232 208H234V209H232L231 208V212L233 211V210H235V212H236V209H238V206H240L241 205V203H237L238 205L236 206V201H234V203L235 204H233V203H231L232 201H230V203L228 202V204H226V203H224L223 201L221 202H219ZM240 201V202H241ZM123 202V203H124ZM137 202H135L136 204H137ZM166 202H167V199H166ZM165 202V203H166ZM175 202V201H174ZM258 202H261V203H258ZM117 203V202H116ZM133 203V202H132ZM128 204V205H132L133 206V204ZM141 203H143V202H141ZM140 203V204H141ZM158 203V202H157ZM162 203H163V201H162ZM164 203V204H165ZM242 203V204H243ZM1 204V203H0ZM118 204V203H117ZM151 204V203H150ZM171 204V203H170ZM173 204H175V203H173ZM173 204H172V207H174V206H176V205H174L173 206ZM231 204H233V205H231ZM248 204V207L250 206ZM252 204H254V205H252ZM257 204V205H256ZM138 205V204H137ZM226 205V206H225ZM259 205H258V207H259ZM110 206V205H109ZM149 206V205H148ZM162 206H164V205H162ZM184 206V205H183ZM230 206V207H229ZM234 206H236L237 208H235ZM242 206V205H241ZM247 206V205H246ZM45 207H48V210L46 211V212H50V216H47L46 214L47 213H45V212H43V209L45 208ZM106 207V206H105ZM113 207V206H112ZM116 207V206H115ZM147 207V206H146ZM172 207H169L170 209H169V211H177V213L176 212H174L175 214H176V216H178V218L180 217L179 215H181V214H178L179 213V211L177 210V208L175 209V210H173V209H171ZM257 207V209H255V208H253L254 210H256L255 212H253L252 213V209L250 210V208H249V210H250V212H251V214L249 215V210H245V209H248V208H245V205L242 207L244 210H240V209H238L237 211L238 212H241V211H245V213H244V215L242 214V213H239V214H241V216H240V218L242 217H244V219L242 220V218L240 219L238 216H239V214H238V216H237V213H236V216L240 219V221H241V223H239V224H241V225H243V228L245 227L244 225L248 222H250V221H253L254 223H258L259 224V221H261V216H263V214H260V212L259 213H257V210L259 209ZM53 208V210H51V209ZM110 208V207H109ZM139 208H140V206H139ZM145 208V207H144ZM150 208V207H149ZM162 208V207H161ZM107 209V208H106ZM114 209V208H113ZM132 209V208H131ZM137 209V208H136ZM141 209H142V207H141ZM146 209H148V208H146ZM263 208H262V206L260 207V210H262ZM45 210V209H44ZM108 210V209H107ZM145 210V209H144ZM152 210V209H151ZM154 210H155V207H154ZM159 210V209H158ZM179 210H180V208H179ZM227 210V209H226ZM253 210V211H254ZM141 211V210H140ZM156 211V210H155ZM154 211V212H155ZM206 211H205V213L204 212H202V214L204 213L205 215H206ZM227 211H229V210H227ZM229 211V212H230ZM247 211H248V213H247ZM264 211V209L262 210V212ZM105 212V211H104ZM108 212H110V211H108ZM153 212V211H152ZM158 212V211H157ZM157 212H155L154 214H156ZM162 212V211H161ZM194 212V211H193ZM228 212V213H229ZM235 212H232V213H235ZM105 213H107V212H105ZM149 214H150V212H148ZM173 212H172V214H174ZM45 214V215H44ZM94 214V215H93ZM95 214H98L97 216L95 215ZM103 214V213H102ZM109 213H107L106 215H108ZM146 214V213H145ZM144 214V215H145ZM153 214V215H154ZM158 214V213H157ZM197 214V213H196ZM198 214H200V213H198ZM202 214H200V217H201V215ZM209 214H208V216H204V217H208L207 219L209 220L210 219V217H209ZM49 215V214H48ZM100 215H101V213H100ZM104 215V214H103ZM151 215V214H150ZM168 216H169V214H167ZM232 217H231V216ZM43 216V217H42ZM44 216H46L47 218H45ZM147 216V215H146ZM174 216V215H173ZM173 216L171 217V218H169V220L170 219H172L173 218ZM176 216L174 217V218H176ZM190 216V215H189ZM235 216V217H236ZM99 217L101 218L102 217V215L101 216H98L97 217V219H99ZM108 216H106L105 218H107ZM110 217V216H109ZM115 217V214H114V216H113V218ZM134 217V216H133ZM145 217V216H144ZM191 217V216H190ZM193 217V216H192ZM195 217V216H194ZM225 217H227L226 219H225ZM236 217V218H237ZM112 218V219H113ZM246 218V219H245ZM263 218V220H264V216L262 217ZM96 219V218H95ZM96 219V220H97ZM150 219L151 218H149L148 220H149V225H151V222H153V217H152V219H151V222H150ZM184 219V218H183ZM198 219V218H197ZM197 219H195V221L197 220ZM216 219V218H215ZM220 219H222L221 220V222H220ZM238 219V220H239ZM100 220V219H99ZM103 220V219H102ZM105 220V219H104ZM113 220H115V219H113ZM169 220H167V221H169ZM173 220V219H172ZM171 220V221H172ZM194 220V219H193ZM203 220V219H202ZM205 220V222H206V219H204ZM204 220H203V222H204ZM207 220V221H208ZM247 220V222L245 223V221ZM108 221V220H107ZM118 221V220H117ZM154 221H156V220H154ZM157 221H159V220H157ZM163 221V220H162ZM170 221V222H171ZM175 220H173L172 222H174ZM178 221H180V219L178 220ZM216 221V220H215ZM218 221V220H217ZM98 222V221H97ZM148 222V221H147ZM163 222H165V221H163ZM198 222V221H197ZM213 223V224H215L214 222H212V220L210 219V221H209V223ZM252 222V224H254ZM99 223H100V221H99ZM115 223V222H114ZM155 223V222H154ZM177 223V222H176ZM180 223H182V222H180ZM180 223H178V224H180ZM195 223V222H194ZM199 223H200V221H199ZM209 223H206V224H208L209 225ZM219 223H217L218 225H219ZM245 223V224H244ZM262 224H261V226L263 227L264 226V221H262L261 222ZM146 224V223H145ZM173 223H171V225H172ZM196 225H197V223H195ZM203 224H205V223H202V225ZM256 224H254V225H256ZM147 225V224H146ZM155 225H157V222L153 225V226H155ZM167 224H166V222H165V227H168V225L166 226ZM184 225V224H183ZM193 225V224H192ZM199 225V224H198ZM202 225H199L200 227H202ZM220 225V226H221ZM225 225H224V228H225ZM238 224L236 223V225L234 224L233 226L235 227V226H237ZM248 225H250V224H248ZM100 226V225H99ZM124 226V225H123ZM152 226V225H151ZM163 226V227H164ZM179 226V225H178ZM207 226V225H206ZM205 225H204V227H206ZM211 226V227H210ZM212 226H214V225H209V227L207 226L205 229L206 230H208L207 232H209V233H213L214 231H213V229L214 228H212ZM219 226V227H220ZM227 226H226V228H227ZM232 226V227H233ZM247 226V225H246ZM253 226V225H252ZM97 227V226H96ZM185 227V226H184ZM187 227V226H186ZM200 227H199V229H200ZM215 227V226H214ZM223 226H221V228H222ZM234 227L232 228V229H234ZM240 228H242L241 226H239ZM247 227H249V226H247ZM102 229L101 228V226L100 227H97V229ZM109 228V227H108ZM115 228V227H114ZM124 228V227H123ZM153 228V227H152ZM194 228V227H193ZM208 228V229H207ZM209 228L212 230L211 232L209 231ZM220 228V229H221ZM230 228V230L227 228V230H229V231H227L228 233L231 231V227H229ZM239 228V229H240ZM256 228L257 227H255V230H256ZM259 228H260V224H259V227H258V231H257V233H258V235H257V237H254V235H256V233H254V228H253V230H251L252 232H253V237L254 238H258L259 236H261V234H263V233H260V230H259ZM104 229V228H103ZM133 229V228H132ZM150 229H151V227H150ZM162 229V228H161ZM164 230H167L166 228H163ZM191 229V228H190ZM198 229V228H197ZM196 228L194 229V230H197ZM219 229V230H220ZM237 229V228H236ZM239 229H237V230H239ZM264 228H261V230H263ZM105 230V229H104ZM103 230V232H101L100 230H98V232L97 233H99L100 234V236L98 235V234H95L96 232H92L93 234H95L96 236L98 235L99 236V238L101 237V235H103V233H104V235L106 234V233H110V235H111V230H106V231H108V232H106V231H104ZM206 230L204 231V229H201L200 231L203 233V232H206ZM222 230H223V228H222ZM246 230H248V229H246ZM94 231H96L95 229H94ZM149 231V230H148ZM147 231V232H148ZM153 231H154V229H153ZM199 230H197V232H200ZM216 231V230H215ZM233 231V230H232ZM243 231H245L244 229H243ZM101 232V233H100ZM118 232V231H117ZM134 232H136V231H134ZM146 232V233H147ZM151 232H152V230H151ZM165 231H163V234H165L164 233ZM225 232V231H224ZM236 232H238L239 233V235H241L242 233V229H241V232H239V231H236L235 230V234L237 235V233ZM247 232H249V231H247ZM247 232L245 231V233L244 234H247ZM130 234H131V232H129ZM150 233V232H149ZM155 233H157L156 231H155ZM215 233V232H214ZM241 233V234H240ZM87 234V233H86ZM115 234V233H114ZM114 234H113V238L115 239V237L117 238V237H119L120 235H119V233H116V235H119V236H115L114 237ZM197 234V233H196ZM205 234V233H204ZM249 234V233H248ZM251 234V233H250ZM90 235H91V233H90ZM107 235V234H106ZM124 234H122V236H123ZM131 235H133V233L131 234ZM147 235V234H146ZM146 235H144V237L143 238H145L146 237ZM150 234H148L147 236H149ZM151 235H153V234H151ZM205 235H207V233L205 234ZM210 235H212V239H213V241H214V238H213V234H209L208 236V238H210ZM220 234H218V239H221L222 240V238L219 236ZM233 235H234V233H233ZM236 235H234L235 237H236ZM86 236H88L89 237V235L87 234V235H85V237ZM133 236H135V234L133 235ZM137 236V235H136ZM135 236V237H136ZM197 236V235H196ZM238 236V235H237ZM91 237H93V236H91ZM106 238L105 236H102V238ZM125 237H127L128 239L127 240H130L131 238H129L127 235H125ZM151 237V236H150ZM155 238H156V236H154ZM215 237H217L216 235H215ZM220 237V238H219ZM228 237V236H227ZM249 237V236H248ZM247 237V238H248ZM250 237H252L251 235H250ZM263 237H264V234L262 235V239H263ZM93 238H95V237H93ZM93 238H91V239H93ZM97 238V237H96ZM98 238V239H99ZM102 238H100V244H101V242H103V241H101V239ZM140 238V237H139ZM152 238L153 237H151V239L150 240H152ZM168 238V237H167ZM196 238V237H195ZM204 238V237H203ZM240 238V237H239ZM246 238V239H247ZM260 238V237H259ZM261 238L260 239H257V242H254V239L253 238H251V240H249V241H251L252 243H254L253 245H251V244H249V243H247V244H249V247L250 246H252V247H250L251 248V251H253L254 249V251H256V250H261L259 247V245L258 244H263L262 243V241H261ZM83 239H84V241H86V239L84 238V236H83ZM82 239V240H83ZM88 239V238H87ZM89 239H90V237H89ZM91 239H90V241H91ZM107 239V238H106ZM114 239H112V240H114ZM117 239H119V238H117ZM154 239V238H153ZM192 239V238H191ZM205 239V238H204ZM217 239V240H218ZM223 239H225V238H223ZM241 239V238H240ZM249 239V238H248ZM255 239V240H256ZM102 240H105V239H102ZM124 240H125V238H124ZM145 240V239H144ZM155 240V239H154ZM161 240V239H160ZM193 240V239H192ZM202 240V239H201ZM208 241H209V239H207ZM259 240H260V242H259ZM264 240V239H263ZM88 241V240H87ZM86 241V242H87ZM97 241H99V240H97ZM96 241V242H97ZM105 241H107V240H105ZM116 240H114V242H115ZM120 241H122V240H120ZM131 241H133V239L131 240ZM159 241V240H158ZM211 241V240H210ZM209 241V242H210ZM219 241V240H218ZM217 241V242H218ZM223 241H225V240H223ZM236 241V240H235ZM237 241H239V239L237 240ZM85 242V243H86ZM95 242V241H94ZM95 242V243H96ZM114 242H111L110 243V245L109 244H107V248L108 247H111V249H112V246H111V244H113ZM117 242V241H116ZM116 242L114 243V244H116ZM119 242V241H118ZM123 242H125V241H123ZM150 242H153V241H150ZM163 242V241H162ZM205 242H207L206 240H205ZM209 242H207V243H209ZM216 242V243H217ZM250 242V243H251ZM259 242V243H258ZM89 243V242H88ZM87 243V244H88ZM99 243H96V244H98V245H100ZM104 243V242H103ZM108 243H109V240H108ZM130 243V242H129ZM147 243H149L148 241H147ZM213 243H215V241L213 242ZM218 243H220L219 244V247H220V245H223L224 247H222L221 246V248H225V242H223V243H225V244H222V241L221 242H218ZM218 243H217V245L216 244H214V246H218ZM234 243V242H233ZM244 243V242H243ZM246 243V242H245ZM84 244V243H83ZM91 244V243H90ZM90 244H88V245H90ZM113 244V245H114ZM127 244V243H126ZM135 244V243H134ZM210 244V243H209ZM238 244H241V243H237L236 242V244H235V246L236 245H238ZM94 245V244H93ZM97 245V246H98ZM109 245V246H108ZM118 246H119V243L117 244ZM122 245V244H121ZM137 245V244H136ZM135 245V246H136ZM242 246H243V244H241ZM85 246H87V245H85ZM91 246V248L93 249V250H95L96 251V249H97V247H96V245L95 246H93V247H96V249L95 248H93L92 247V244L90 245ZM115 246V245H114ZM126 246H128V245H126ZM134 246V245H133ZM244 246H245V248H246V244H244ZM258 246V247H257ZM71 247V248H70ZM101 247V246H100ZM117 247V246H116ZM123 247H124V245H123ZM132 246H131V244H130V247L128 246V248H131ZM212 247V246H211ZM248 247V245H247V248H249ZM71 250H70V249ZM99 248V247H98ZM102 248V247H101ZM105 249H106V247H104ZM230 248H232V247H230ZM234 248V247H233ZM246 248V249H247ZM257 248H259V249H257ZM85 249V248H84ZM88 249V248H87ZM91 249V250H92ZM100 249V248H99ZM105 249H104V252H105ZM122 249V248H121ZM131 249H133V248H131ZM135 249V248H134ZM212 249H214L215 250V248L213 247ZM240 249H241V247H240ZM239 249V250H240ZM72 250H74V251H72ZM89 250H90V247H89ZM101 250V249H100ZM100 250H97V251H100ZM108 250V249H107ZM110 250V249H109ZM108 250V251H109ZM119 250V249H118ZM118 250H117V252H118ZM124 250V249H123ZM214 250H212L213 251V253L212 254H214ZM219 250V249H218ZM218 250H216L217 252H215V254L217 255V254H219L218 253ZM223 250H225V249H223ZM222 250V251H223ZM236 250V251H235ZM235 250H230V251H233L232 253H233V256H231V258H230V261H226L225 262V256H221L220 254H219V256H221V257H219L220 259V262H221V264H236L237 262H239V261H243L242 263L244 264V260L246 259V257H245V252L244 251H246V253H247V250H243V249H241V251L243 250V252H244V254H243V252L241 253V252H239V250L237 251V249H235ZM96 251V252H97ZM120 251V250H119ZM250 250L248 249V253H250L249 252ZM254 251H253V254H254ZM93 252V251H92ZM102 253H103V251H101ZM110 252V251H109ZM112 252V251H111ZM124 252V251H123ZM125 252H127V250H125ZM124 252V253H125ZM256 252H258V251H256ZM255 252V253H256ZM79 253H81V254H79ZM84 253H85V250H84ZM95 253V252H94ZM93 253V254H94ZM99 253V252H98ZM106 253V252H105ZM104 253V254H105ZM108 253V252H107ZM106 253V254H107ZM135 255H136V253L135 252H133ZM225 253V252H224ZM224 253H223V255H224ZM232 253H230V254H232ZM89 254H90V252H89ZM92 254V253H91ZM101 253H99V255H100ZM104 254H101V255H104ZM111 254V253H110ZM109 254V255H110ZM210 254H211V251H210ZM82 255V256H81ZM97 255V254H96ZM108 255V256H109ZM215 255V256H216ZM256 255V254H255ZM255 255H252V256H255ZM105 256H107V255H105ZM212 256V255H211ZM96 258H97V256H95ZM95 257H93V258H95ZM99 257V256H98ZM104 257V256H103ZM213 257H214V255H213ZM247 257H249V260H250V255L249 256H247ZM95 258V260H97ZM254 258V257H253ZM99 259H103L102 257L101 258H99ZM209 259V258H208ZM90 260H92V259H90ZM216 260V259H215ZM248 260V261H249ZM252 260V259H251ZM94 260H92V262H93ZM94 262H96V261H94ZM106 262V261H105ZM104 261H103V263H105ZM97 263V262H96ZM214 264H215V261L213 262ZM212 263V264H213ZM218 263V262H217ZM241 263V262H240ZM245 263H248V262H245ZM89 264H91V263H89ZM94 264V263H93ZM219 264V263H218ZM239 264V263H238ZM249 264V263H248ZM251 264H252V262H251ZM254 264V263H253Z\"/></svg>", "mask_w": 264, "mask_h": 264}]
</instances>
